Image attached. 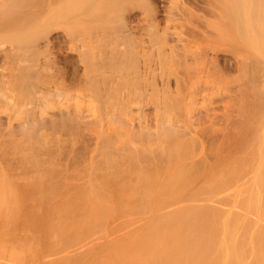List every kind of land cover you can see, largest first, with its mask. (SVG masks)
Here are the masks:
<instances>
[{"label": "bare ground", "instance_id": "6f19581e", "mask_svg": "<svg viewBox=\"0 0 264 264\" xmlns=\"http://www.w3.org/2000/svg\"><path fill=\"white\" fill-rule=\"evenodd\" d=\"M171 2H172V0H170ZM175 1H178L177 2V4H179V1H180V4H179V8H178V10L181 12V14H186L188 17H187V19L186 20H188V22L190 23V28L192 29V30H194L195 28H196V24H195V20H196V17H195V15H194V13L193 12H191V10L188 8V7H184L183 5H185V3L186 2H188V1H191V4H192V2L193 3H195L197 6L198 5H200V7L202 8V9H206L208 6H211L212 7V9H210L211 7H209V12L210 13H212V15H214V17H215V20H214V18L213 17H211V19L209 20V22L210 23H205V26H206V24H207V26H206V28L208 27V26H213V27H211L213 30H215V33H213V30L209 27V29L212 31V33L213 34H211V35H215L214 37H215V40H216V43H218V44H221V45H224L225 47H228V49H230L234 54H239L238 56L239 57H241L242 55H243V59H244V63L242 62L241 64L242 65H245V66H242V68L243 67H245V68H249L250 69V71L249 70H246L245 69V71H247V72H245L246 74L245 75H247V73H248V75H247V77H245L244 76V74H243V79H245V81H243V79H240L241 78V76H240V78H236V79H232V80H221V81H219V84L220 85H216V88H214V87H208V86H205L204 88H202V91L201 92H203L202 93V96H203V98H209V100H207V104H204V105H202V107L204 108H200L199 110H202V112L201 113H197V112H194V113H197V114H193V113H191V114H193L192 116H191V118H189V120H191V122L193 123H191V122H189V120H187L191 125V127H192V132L193 131H195V127H196V125L197 126H200L201 124H203V122H205L204 123V125H201V127L203 126V128H204V126L206 125V127L207 126H211L210 128H211V130L212 129H214L215 130V128H212V126L214 127L215 125L217 126L219 123H217V121L219 120V116L221 117V115H223L224 113L225 114H228L229 113V108L231 109V108H233L234 106L236 107V103H234V102H231V103H229V101H227V102H225L226 101V99L227 98H237L238 97V101H240V98H241V95H244L245 94V92H246V90H248V87L249 86H251L252 88H254V91H252L251 93L252 94H250V95H246V98H245V100L244 101H247V99H248V102H246V103H249V104H253V106L251 107V108H249V107H247V110H248V108H249V110L246 112V114H244V121H243V124H240V125H242V129L243 130H240V131H245V134L247 135H244L243 137H247L246 139H243V141H242V139H241V141H242V143H243V145H244V148H245V150H247V151H244L243 149H242V146L241 147H239L240 145L239 144H237L238 143V140H233L235 137V134L238 132V130L236 131V133L234 134V133H232V135L234 134V136H231L232 137V139H231V141L229 142V144L227 143L226 145H224L225 147H227V145H231V144H233L234 145V142H236L237 141V147H239V150L240 149H242V150H240V157L238 156V152H237V158H235L234 160H232V159H230V161L229 162H231L232 161V163L231 164H229V162H228V164L230 165H223L225 168H223L222 167V163L224 164V162L226 163L227 161H226V159L224 158V156H226V155H228V149L227 148H222V147H218V145H217V147L215 148L214 147V144H213V150L215 149V152L217 151L216 149H219V148H222L221 150H222V153H224L225 151V149H226V155H224L223 157H220L219 158V155H220V152L218 151V154H217V156L218 157H216V158H219V163H217V164H219L218 165V167H217V165H215V164H212V165H214V166H216L218 169H219V166L221 165V167H220V169L222 168L223 169V171H220V170H217L218 171V173H217V171H216V174L213 172L215 169V167H213L212 165H209V157L207 158L208 159V161H206L207 159H205L204 161H206V163H208V164H206L207 165V170L206 171H209V169H211L210 171H211V174H212V172H213V174H214V176H212V175H210V177H212L213 179L212 180H210L211 178L209 177V176H205V177H209V178H207V182H206V184H208L209 185V181H212L213 183L211 184V182H210V184L211 185H209L208 187H206L204 190H205V192L207 191V193H205L206 194V196H208L207 194L208 193H210L211 195H218V194H221V193H223V192H226V191H228V190H231L232 189V187H234L235 185H237L238 184V186H239V182L241 181V180H244V178H247L251 183H250V186L248 187L247 186V182H246V184H245V182L243 183V184H245V185H243V186H245V188H243V189H248L249 188V198L247 197V201H246V203L245 204H241L242 203V201L241 200H243V199H240L239 201H241V205L244 207V208H249L250 209V211L249 212H251V209L252 210H255V212H257L256 214L258 215V213L260 214V216H262V217H264V194H262L261 195V191L262 190H264V0H174L173 1V3H171V4H174V5H171V7H170V9L168 10L169 11V13H174L173 11L175 10V5H177V4H175L176 2ZM195 4H193V5H195ZM202 4H204V5H206V7L204 8V6L202 5ZM196 5H195V8H196ZM175 6V7H174ZM200 8V9H201ZM139 12L140 11V14H142V18L147 22V27H148V30H147V34H148V36L145 38L142 34H140V35H138V36H136V35H134L133 33H128L129 31H131V29L133 28V22L136 20V18H135V16H134V13L135 12ZM176 11H177V8H176ZM203 11H205V10H203ZM207 11H208V9H207ZM206 13V12H205ZM208 13V12H207ZM210 13H208V14H210ZM207 14V15H208ZM158 15H159V10H158V5H157V3L155 2V0H0V47H2L3 48V46H4V44H7L8 43V45H12L11 47H14V49H16L15 50V56H14V58L12 59V65L14 64L15 66V68L18 70V71H20V77L17 79V81L13 84V86H11V85H9V83H1L2 85H3V92H2V95H1V97L2 96H4V98H21L22 100H23V105L21 106L22 107V112H20L21 113V115H29V113H30V117H31V114H33L32 115V118H31V120H29V121H27V123H28V125H30L31 126V128H36V127H38V126H41V125H43V122L46 120L45 118H44V116H47L46 118L48 119V121H49V119H50V117L48 118V116L50 115V112H49V109L51 108V110L50 111H52V113L54 112V110H55V108L54 107H61V106H59L58 105V103L60 104V102L62 101V99L61 98H67V100H69V98H75V97H86V98H108V101L109 100H111L112 98H124L123 99V102H121V100L120 99H113V100H111V101H119L120 100V102L122 103V104H120L121 106L119 107L120 108V110H117V109H119V108H116L115 106V109L114 110H111L110 109V102L111 101H109V106H105L106 104H108V102L105 104V105H102L103 107H106V109L107 110H105L104 111V109L102 110V112H104L103 114L107 117H104V116H102V117H104V118H106V119H104V120H101L100 121V119H102V118H99L98 120H97V118H98V116H96V114L95 113H97L96 111L95 112H92L93 113V115H95V117L93 116L92 117V115H90L89 114V117H87V119H86V121H88V120H90L91 121V123H89V124H87V125H91L92 126V122H94L95 123V121H94V118L96 119V121H100L101 123H102V121L104 122L105 120H106V122H105V125H107L106 123H107V121H111L112 122V124L110 125V127L109 128H111L112 127V125H113V123L115 122L116 124H114V125H116V127H113V128H117V126H119V124L121 125L120 127H121V129H120V127H118L121 131H119L120 132V134H121V132H122V134L124 133V135L123 136H125V133L128 135H130V139L132 140V141H129V143H130V147H128L129 149H131V150H129V152H125V154L123 153V151H122V153L124 154V155H126V153H128V155H130V154H133L134 155V153H132L131 151H133L134 150V148H131V145H133L134 144V146H136L139 142V145L143 148V146H144V144H146L145 145V147H147V145H149V144H147V142L146 141H148V143H149V135H150V133H149V131L150 130H152V129H154L155 128V124L153 125L154 126V128H152L151 129V126H150V130H148L149 128V126L146 128L148 131L147 132H144L143 133V131H142V128H140V131H142V132H140V133H137L138 135L137 136H139V134H140V136L138 137V139H137V137H136V135L134 136V134H136V132H139V128H137L136 130H138V131H134V133H133V130L137 127V126H140V124H139V122L140 121H137L138 119H136V120H134V117H132V116H135L134 114L132 115L131 113H133V112H137V111H139V109L137 110V109H135L136 107L134 106V104H135V102L139 105L140 104V102L142 101V100H140V102H139V98H144V96H143V92H144V89L143 88H145V87H147L148 89H149V86L151 87V85H154V83L155 82H157L159 79H156V78H159L160 77V79H161V83H162V90H164V97H165V94H169V98H173L172 96L173 95H175L174 93L176 92V95H178L179 96V94H181V92H180V88H179V86H177L178 88V90H179V92L177 91V89L176 88H174L173 89V87H172V89L173 90H171V88H170V85H171V83H169V81H170V76L171 75H173V73H175L174 75H176V72H175V70H177V68L178 67H176L175 65H176V63L177 62H179L178 60L179 59H177V62H176V60L174 59V56H175V54H178L177 53V51H178V45L175 43L176 42V40L178 41H182L183 40V37H181V35H180V33L176 30V31H174V32H169L168 30H169V26L166 24L165 26H161L160 27V21H158L157 20V18H158ZM192 15H193V17H192ZM211 15V14H210ZM134 16V17H133ZM199 18H201V17H199ZM199 18H197V19H199ZM207 18V17H206ZM206 18H203V19H205L206 20ZM209 19V18H208ZM208 19H207V22H208ZM211 20H213L212 22V24H211ZM206 22V21H205ZM140 27H142L141 25H140ZM176 29V28H175ZM208 29V28H207ZM53 31H55L54 33L55 34H57L58 36L57 37H54L53 38V40L55 39V38H59V37H63L64 38V40H63V43L65 44V45H67L69 48H68V50L69 49H71V51H70V53L72 52V50L75 52V51H77V60H78V62L80 63L79 65L81 66V68L83 69H81L82 70V78H81V82H83V84L80 86V84H79V87H81V88H78V87H76L75 89H73L72 87H69V86H67V85H65V84H63V79H59L60 78V76H58L57 74H61V73H59V71L57 70V69H59V68H57L56 70H57V74H56V72H54V70H55V67L54 66H56V61L54 62L55 63V65L54 64H52L51 62H48L49 60L48 59H50L51 60V57L50 58H46V57H48V55H46V56H44V54L40 51V45H41V43L42 42H48V45H49V42L50 41H52L51 40V38L53 37V36H55V35H53L52 36V32ZM206 32H208V33H210L209 32V30L208 31H206ZM60 34V35H59ZM172 34H176L177 35V37L175 36V37H170V35H172ZM210 35V34H209ZM210 35V36H211ZM212 37V36H211ZM213 37V38H214ZM169 40H173L174 41V43H172L171 44V42L169 41ZM52 42H54V41H52ZM56 42V41H55ZM47 44V43H46ZM55 44V43H54ZM145 44H148V48H149V52H150V54H149V56H148V58H145ZM47 45V46H48ZM46 46V51H48L47 50V47ZM53 46V45H52ZM52 46H51V48L50 49H52ZM50 47V46H49ZM183 47H185V46H182V49H183ZM1 49V48H0ZM13 49V48H12ZM41 49H42V47H41ZM44 49V48H43ZM49 49V50H50ZM181 49V50H182ZM185 49V48H184ZM180 50V49H179ZM198 49H196V51L195 52H193V53H191V54H189V49L187 50V49H185V51H183V54L181 55V53H179L181 56H183V58H181L180 56H178L177 57V55H176V57L177 58H179L180 57V59H182L183 61H186L187 62V60H186V58H188V57H190V59L193 61V63H198L197 61H198V59H200L201 57H202V54H200V53H198V51H197ZM52 51V50H51ZM51 51L49 52V53H51ZM43 52H45L44 50H43ZM73 52V53H74ZM48 53V54H49ZM69 53V54H70ZM45 54H47V52L45 53ZM72 54V53H71ZM178 54V55H179ZM242 54V55H241ZM54 55V54H53ZM42 56V57H41ZM42 59H41V58ZM57 58V57H56ZM242 58V57H241ZM55 59V58H54ZM47 60V61H46ZM53 60V59H52ZM197 60V61H196ZM19 62L20 63V66L17 68L16 67V64H15V62ZM241 61H243L242 59H241ZM181 62V61H180ZM18 63V64H19ZM52 65H54V66H52ZM67 63V62H66ZM179 64H181V63H179ZM185 64H187V63H185ZM238 64V63H237ZM240 64V65H241ZM178 65V64H177ZM175 66V67H174ZM14 68V69H15ZM54 68V69H53ZM166 68V69H165ZM176 68V69H175ZM159 69H160V71H159ZM165 69V70H164ZM172 69L174 70V72L172 71ZM239 69H241V68H239ZM17 70H15V71H10V76H12V72L15 74L16 73V71ZM59 70H61V69H59ZM163 70V71H162ZM241 71H243V73H244V69L243 70H241ZM17 74V73H16ZM64 74V73H63ZM173 75V76H174ZM178 76V75H177ZM61 77H63V75L61 76ZM175 77V76H174ZM179 78H180V76H178ZM175 78L174 80H175V82L174 83H176V85H179L178 84V82H180V80H179V78ZM65 78V77H64ZM172 78V77H171ZM155 80H157V81H155ZM240 80H242V82H239ZM64 82H65V80H64ZM222 83V84H221ZM158 84V83H157ZM170 84V85H169ZM246 84H248V85H246ZM222 85V86H221ZM75 86V85H74ZM155 86H157L156 84H155ZM172 86V85H171ZM246 86V87H245ZM159 87V86H158ZM161 87V86H160ZM176 87V86H175ZM192 87H193V84H192ZM252 88H250V90H252ZM156 89V88H155ZM157 89H159V88H157ZM208 89H212V91L211 92H209V91H207ZM150 90V89H149ZM149 90H148V92H149ZM206 91V93H204L205 91ZM151 91V90H150ZM157 91H159V90H156V92ZM147 92V93H148ZM151 92H153V94H159V93H156L155 91H151ZM155 92V93H154ZM207 92H209V93H207ZM163 93V92H162ZM149 94V93H148ZM152 94V93H151ZM152 94V95H153ZM161 94V93H160ZM171 94H173L172 96H170ZM175 95V96H176ZM155 96H157V95H154V97H152V98H155ZM160 96V95H159ZM162 96H163V94H162ZM158 97V96H157ZM156 97V98H157ZM163 97V98H164ZM177 97V96H176ZM240 97V98H239ZM252 97V98H251ZM262 97V98H261ZM146 98V97H145ZM145 98H144V101H145ZM151 98V97H150ZM166 98H167V96H166ZM165 98V99H166ZM175 98V97H174ZM178 98V97H177ZM180 98V97H179ZM210 98H214L213 100H211ZM249 98H251V99H249ZM256 99L255 101H258V99L259 98H261V100L263 99V101H261L262 102V105L259 107V105L258 106H254V104L255 103H257V102H255V103H253L254 101L252 100V99ZM258 98V99H257ZM138 99V100H137ZM103 100L104 99H102L100 102H101V104L103 103ZM125 100V101H124ZM164 100V99H163ZM163 100H162V102H163ZM228 100V99H227ZM230 100V99H229ZM236 100V99H235ZM242 100H243V98H242ZM249 100L250 101H253V102H249ZM138 101V102H137ZM210 101V102H209ZM231 101H233V100H231ZM260 101V100H259ZM106 102V101H105ZM104 102V103H105ZM167 102H171V100L170 101H166V102H163V103H167ZM174 103L176 102V101H173ZM224 102H225V104H224ZM241 102V101H240ZM103 103V104H104ZM119 104V102H116V104ZM142 103H143V101H142ZM146 103V102H145ZM210 103V104H209ZM232 104V103H234V104H232V105H229V104ZM241 103H243L244 104V102H241ZM259 104H260V102H258ZM67 104H68V102H67ZM100 104V103H99ZM100 104V105H101ZM115 104V105H116ZM118 104L116 105V106H118ZM148 104V103H147ZM169 104V103H168ZM178 103L176 102V104H173V106H172V104H171V106L172 107H174V105H175V107H176V105H177ZM209 104V105H208ZM236 104V105H235ZM112 105V104H111ZM113 105H114V103H113ZM112 105V106H113ZM245 105V104H244ZM248 105V104H247ZM257 105V104H256ZM67 106H69V104L67 105ZM101 106V107H102ZM140 106V105H139ZM137 107V108H140V107ZM142 106V105H141ZM148 105H146L145 107H147ZM166 106H168V105H165V107ZM135 107V108H134ZM164 107V106H163ZM227 107V109H228V113L227 112H225L224 111V108H226ZM242 107H244L243 109H244V111H246V109H245V106H243L242 105ZM253 107H255L257 110L256 111H254L253 110ZM257 107H259V108H257ZM263 107V108H262ZM52 108H54V109H52ZM69 108V107H68ZM100 109V108H99ZM143 109V108H142ZM165 109V112L167 111V109L166 108H164ZM169 110L168 111H170L172 108H170V105H169V108H168ZM226 109V110H227ZM234 109V108H233ZM241 109V107L239 108V110ZM250 109L251 110H253L252 112L250 111ZM20 110V109H19ZM36 110H38V111H36ZM101 110V109H100ZM141 110V109H140ZM147 110H148V108H147ZM219 110H223L221 113H223V114H219ZM239 110L238 111H236V108H235V110H234V112H237V113H232L234 116H236V117H238L240 114L238 113L239 112ZM23 111H25V112H23ZM36 111V112H35ZM61 111H64V110H61ZM59 112L58 114V116L57 117H61V114H63V112ZM67 112H65V115L67 116V115H69V110L67 109L66 110ZM71 111V110H70ZM149 111V110H148ZM167 111V112H168ZM172 111V110H171ZM170 111V112H171ZM242 111V110H241ZM243 111V112H244ZM18 112V111H17ZM99 112H101V111H99ZM102 112L101 113H98V115L100 116V114H102ZM166 112V113H167ZM170 112H168V113H170ZM198 112H200V111H198ZM231 112H233V110L231 111ZM242 112V113H243ZM20 113H18V114H20ZM23 113V114H22ZM25 113V114H24ZM68 113V114H67ZM79 113V112H78ZM89 113V112H88ZM148 113V112H147ZM167 113V114H168ZM172 113V112H171ZM245 113V112H244ZM35 114V115H34ZM46 114H48V115H46ZM54 114V113H53ZM75 114H76V112H75ZM157 114V113H156ZM166 114V115H167ZM173 114V113H172ZM190 114V115H191ZM219 114V115H218ZM224 114V115H225ZM239 114V115H238ZM21 115H19V116H21ZM55 115V114H54ZM80 115V114H79ZM132 115V116H131ZM140 115V114H139ZM151 115V114H150ZM158 115V114H157ZM197 115V116H196ZM222 116V118L223 119H225V116ZM14 116H16V115H13V117L12 116H10V117H12L10 120L9 119H7V121L9 120V122H12V119L13 118H17V117H19L18 115H17V117H14ZM53 116V115H52ZM51 116V126L52 125H54V123L55 122H53L52 121V118H54V116L52 117ZM63 116V115H62ZM88 116V115H87ZM149 116V115H148ZM153 116V115H152ZM151 116V117H152ZM171 116V115H170ZM169 116V117H170ZM228 116H229V114H228ZM7 117H9V116H7ZM9 117V118H10ZM24 117H27V116H24ZM23 116H22V121H23V124H24V122H25V124H27L26 123V121H24L23 120V118H24ZM29 117V118H30ZM56 117V116H55ZM57 117L56 118H54V120L56 119L57 120ZM59 117V118H60ZM67 117H69V116H67ZM76 117H77V114H76ZM97 117V118H96ZM139 116H137V118H138ZM165 117V116H164ZM169 117H168V124L171 126L172 124H171V121L169 120ZM175 117L176 116H172V118H173V120L175 119ZM190 117V116H189ZM231 117V116H230ZM230 117H227V120L225 121V122H229L230 121V123H226V124H224L225 125V127L227 126V127H231V128H228V131H225L224 129H225V127L223 126V124H222V128H221V126H220V129H223V130H220L219 131V134H221L220 136L222 137V140H218V141H216L215 139H217V135H219V134H217V135H213L214 133H211V134H209V135H212V136H216V138L214 139L213 138V140H215V143L217 144V143H220L221 141H223V138L227 135V132L229 133V138H230V134H231V132H234L235 131V128H236V126H235V124L233 125L232 124V122H235V121H233V118H230ZM239 117H241L242 118V116H239ZM58 118V119H59ZM71 118V117H70ZM70 118H69V120H70ZM79 118H80V116H79ZM89 118V119H88ZM150 118V117H149ZM152 118H154V117H152ZM152 118H150V120L152 119ZM171 118V117H170ZM222 118H220L221 120H222ZM17 119H19L20 120V118H17ZM67 119V118H66ZM66 119L64 118V120L66 121ZM156 119V118H155ZM178 119H180V118H178ZM186 119H188V116H187V118ZM216 119H218V120H216ZM229 119V120H228ZM1 120V119H0ZM15 120V119H14ZM13 120V121H14ZM26 120V119H25ZM55 120V121H56ZM68 120V119H67ZM68 120V121H69ZM72 120L73 119H71V121L70 122H72ZM83 120V119H82ZM167 119H165V121H166ZM7 121H6V123H7ZM17 121V120H16ZM76 121V120H75ZM75 121H74V123H75ZM90 121H88V122H90ZM135 121H137V123H138V125L135 127ZM159 121V120H158ZM175 121V123H176V121H178V120H174ZM179 121H181V120H179ZM220 121V120H219ZM46 123H45V125H47V121H45ZM50 122V121H49ZM60 122V124H61V122H62V120L61 121H59ZM108 122V123H109ZM144 122V121H143ZM148 122V121H147ZM161 122V121H160ZM163 122V121H162ZM167 122V121H166ZM166 122H164V123H161V124H163V126L165 125V128H167V123ZM182 122H183V120L181 121V123H177L178 125H180V124H182ZM62 123H64V122H62ZM68 123V125L69 124H71V123H69V122H67ZM82 123V122H81ZM97 123H99V122H97ZM101 123H99V125L98 124H96V126H101ZM119 123V124H118ZM145 123V122H144ZM143 123V124H144ZM174 123V122H173ZM206 123H209L208 125L206 124ZM220 123H221V121H220ZM222 123H224V121L222 122ZM77 124V123H76ZM79 124V123H78ZM85 124V125H86ZM104 124V123H103ZM102 124V125H103ZM118 124V125H117ZM159 124V123H158ZM158 124H156V125H158ZM198 124H200V125H198ZM237 124H239V123H237ZM10 125V124H9ZM57 125H58V121H57ZM56 125V126H57ZM66 125V126H65ZM65 125L64 124H62V126H65V129L64 130H70V129H68V127H70V125L68 126L67 124H66V122H65ZM72 125H73V122H72ZM71 125V126H72ZM113 125V126H114ZM168 125V126H169ZM173 125H175V124H173ZM173 125L171 126V128H168L169 130H173L172 129V127H173ZM192 125H195L194 126V128H193V126ZM220 125V124H219ZM232 125H233V127H235L233 130L234 131H230L233 127H232ZM1 127H2V125H0ZM44 126V125H43ZM43 126H42V128H43ZM55 126V125H54ZM55 126V127H56ZM84 126V125H83ZM93 126H94V124H93ZM104 126V125H103ZM107 126H104L105 128H107ZM159 126H160V124H159ZM182 125H180V127H181ZM0 127V128H1ZM26 127V126H25ZM67 127V128H66ZM76 127V126H75ZM74 126H73V129L75 130V129H77V128H75ZM80 127V126H79ZM85 127V126H84ZM88 127V126H87ZM90 127V126H89ZM104 127H101V129L102 128H104ZM135 127V128H134ZM140 127H142V126H140ZM145 127V126H144ZM156 127H158V126H156ZM175 127V126H174ZM177 127V126H176ZM176 127H175V129L174 130H176V132H177V130L178 129H180V128H177L176 129ZM187 127V125L186 124H183V128L181 129V131H183V129L185 128V129H187V130H184L185 131V133H186V131H190V130H188V127ZM190 127V128H191ZM200 127V128H201ZM205 127V128H206ZM209 127H207V128H209ZM227 127H226V130H227ZM45 128V127H44ZM86 128V127H85ZM94 128V127H93ZM104 128V129H105ZM110 129L111 131H113L114 133H117V132H115L114 131V129ZM118 128L116 129V130H118ZM161 128H164V127H162V125H161ZM160 128V129H161ZM197 128V127H196ZM199 127H198V129H197V131L198 132H200L199 131V129H200ZM205 128L204 129H201V131L203 130V133H204V130H205ZM210 128H209V131H211L210 130ZM217 128H219V127H217ZM216 128V129H217ZM2 129H3V127H2ZM72 129V130H73ZM90 129H92V128H90ZM104 129H102V130H104ZM158 129V131H157V134H156V128L154 129V135H152V136H154L155 138H156V136H155V134L156 135H158L159 137H161V140H159V141H161V143H159V145H161V144H163L164 143V145H161L162 147H164L165 145H167V143H170L169 144V146L167 145V149H166V151H168V152H170V155H168L167 153V156L169 157V160H168V157H167V160H166V157L162 154V156H164V158H165V162H164V160H163V157L161 156V154L159 155V154H157L156 152H154L156 155H154L153 153L151 154V152L152 151H154V150H152L151 151V148H150V146L153 148L155 145H154V143H156V141H158V139H160V138H158V136H157V138L155 139V138H153V139H155L156 141H154L153 139H151V140H153V143L151 142V145L145 150L144 148L143 149H141V147L139 148V146H138V148H137V146H136V148L138 149V150H135V151H139V153L138 154H140V153H142L141 155H139V159L137 158V154L136 155H134L133 157L131 156V157H129L128 155H126L125 157H124V155L123 156H121V159L123 158L124 160H127L126 158H132L133 160H135L134 158L136 157V159H138L139 161H138V163L139 164H141L140 166V168H142L143 167V165H144V167H146L147 165H149L150 163L151 164H157L156 163V160H158V159H160V160H158L160 163H158V164H160V166L161 167H159V169H154V168H158L157 167V165H156V167L153 165V166H151V164L148 166V167H150V171H151V169L153 168V170H155L154 172L152 171V173H151V175L147 172V174H149V176H146V177H148V178H145V179H143V180H146V182L144 183V189L143 190H145V191H147L148 193L151 191V193L148 195V193H146V194H144V191L141 193V189L139 190H137V187L138 186H136L135 187V183H139V184H137V185H139L140 186V183L142 182V179H141V177L139 178V176L140 175H143V174H141V173H144V171H143V169H141V171H140V168L139 169H137L139 166V164L137 163V161H136V164H138V165H136V167L134 166V169L136 168L139 172H137L136 171V169L135 170H132V168H133V166H131V167H129V165H130V163H129V165H128V167L129 168H131V170H132V173L131 174H133V177H134V175H136L135 177H134V181L132 182L131 180V183H134L135 185H134V188H133V190H135V188H136V190L135 191H139V193L138 194H140V195H137L136 194V192H134V194H136V196L133 194V192H132V186L131 187H129V185L126 187V185H124L123 183H125L127 180H126V178H128V174L129 173H127V171L129 170V168H127V170H125V168H126V166L123 164V162H125V161H123L122 162V164H123V168H121V167H119V165H122L119 161V159L117 158V156H119L118 154H120V152H121V149H123L124 148V143L122 144V139H124L125 140V143H126V141H128L129 139H127V138H129V136L127 137H125V138H123L121 135V138H119L118 136L119 135H117V137H116V134H115V136H114V138L116 137V138H119L120 140V142L118 143V144H122L123 145V148H120V150L118 151V149L119 148H114V147H112V142H110V138L112 137L111 135V137L108 135V137H107V134L105 135V139H106V137H107V141H108V138H109V142L111 143L110 145L111 146H109V143H108V148H106V149H109L110 147H112V148H110L109 150H111L112 151V149L113 150H117L119 153L117 154V156H116V152L117 151H113V153L115 154V156H114V154L112 153V156H111V153L109 154L113 159V162H112V160H111V162H109L108 163V161H107V163L108 164H112V163H115L116 165H118V163H116V162H114L116 159H115V157L117 158V161L120 163L119 165H118V171H119V169L121 168V170H125L124 172L127 174V175H124L125 176V181H123V179H121V178H124V177H122V175H120L121 176V185H118V181H116V182H118V183H114L113 182V180L112 179H116V178H112V177H114V175L113 176H110V177H108L109 175H111V174H108V176H103V177H101V178H98V180H96V177H97V174L99 173H102V172H100V170L98 171V170H96L97 169V166H98V164L96 165V169L94 168V170H96V171H98V172H96V171H93V169L91 168V171L93 172V173H95V175H92L91 174V171H90V173H89V175L91 174L92 176H96L95 177V180L96 181H98V182H95V181H90V179L88 180V176L89 175H87L88 174V172H86L85 171V175L87 176L86 178L84 177L85 175L83 174V172H82V174H83V176H82V174H81V179L84 177V186H85V183L86 184H88V183H90L91 182V184H89V186H88V188L86 189V190H83L82 191V189L84 188L83 186V188L82 187H80V185L82 184L79 180L80 179H78L79 178V176H80V174H79V176H78V174H75L74 176H75V178L72 180V178H70V179H68V181H69V183L71 184H73V185H75L74 183L78 180L81 184H79V183H77V184H79V189H78V192L79 193H81V195H78L79 193H77L76 195H78L77 196V199H74L73 198V192H74V190H76L77 191V186L78 185H76V186H74L75 187V189L72 187V186H70V184H69V190H70V187L71 188H73V189H71V190H73V191H71L72 192V196H69L68 194H66L68 197H69V201L70 202H68V200L66 199V198H64V196L62 197V199H59V201L61 202V200H67V203L66 204H64V202L62 201L61 203H63V205H62V207L63 206H65V207H63L62 209H61V207H57L56 208V210H58L57 211V213L60 211V210H62L63 211V213H67V212H69V216H65L66 217V219L65 218H63V213H62V211H61V215H59V214H54V212H56L54 209H55V199H51V201H53L54 200V203L53 202H51V203H53L54 204V207H53V204H49V205H47V207L48 208H45V209H49V207L51 208V205H52V207L54 208V209H51V210H53L52 212V215L54 214V215H57V217H61V221H63V220H66V222H64L63 221V223H65L64 225H62L61 227H60V225H61V221L59 220V219H57L56 217V219L55 218H53V219H55V220H53L55 223L57 222V220L59 221V222H57L56 223V225L58 224L59 226H58V229H59V227H60V229L58 230V231H60V232H64V231H61L62 229L64 230L65 228L64 227H66V231L62 234V233H59L57 236H55V238H57L56 240H57V243H56V240L55 239H52V240H50V241H53V240H55V243H53V242H50V243H53L54 245L56 244L57 245V247L59 246V249L60 248H63L64 246H67L68 244H70V243H72L73 241H75V240H77L76 242L78 243L79 242V240H81L82 238L84 239V236H85V234L87 235V234H90L91 236H93L92 234L93 233H91L93 230H94V233H95V231L97 230V228H98V230H99V228H101V225H102V223H103V221L105 222V219H107L106 217L109 215L110 216V213L112 212V210H113V208H115V210H114V212L115 213H117V212H119V214L120 213H124V210L122 209V207H124V205H125V203H126V205H127V203L129 204V206L131 205L130 203L131 202H133V200L132 199H130V200H132L131 202H127V200L129 201V199H125V198H128V197H122V199H121V194L119 193V192H124L125 193V191L127 190V196H128V189L130 188L131 189V192H132V195L133 196H135V198H133L134 199V201H136L137 200V196H141V195H143L142 197H149L152 193H153V195H151L152 197H153V203H154V201H157V202H159V201H161V205H164L163 204V202H166V199H163L164 197H167V198H172L173 199V201H174V199H176V200H178V199H180L179 197L181 196V200H182V195L185 193V191L186 190H188L187 188L190 186V185H192L193 184V182H197V180H195V179H193V176L194 175H196L197 173H195L196 171H199L200 169H201V166L202 167H205V166H203L202 164H204L205 162L203 161V159L204 158H206L207 156V152H205L204 151V147H206V145H208V143H209V140L210 139H212L211 137L212 136H210V139H209V137H208V139H207V141H208V143L205 145V146H200L201 148H202V151H203V155L202 156H204V157H201V155L199 156V152L200 151H198L197 153L198 154H194V151H195V149H196V147L199 145V144H201L202 145V143H198V145L196 146V147H194V145L192 144L193 142H194V139H197L196 141H195V144L197 143V141H199V142H201L200 141V139H198V138H195L196 136H198L199 137V134L197 133V134H195V132H193V133H189L190 134V136H191V134H195L194 136H192L193 137V141L192 142H190L191 141V139H190V136L188 135V132H187V134H185V133H183V132H180V133H182V134H180V135H182L183 136V134H185L183 137L182 136H180L181 137V140L180 139H177L176 141H175V137H179V134L177 135V134H175L174 136V138H173V140L171 141V142H173V144L171 143V142H167V141H170L167 137H164V136H160V133H158L159 132V128H157ZM41 130V129H40ZM72 130H70V131H72ZM94 130V129H93ZM109 129L106 131V132H104V133H107L108 131H110ZM123 130H124V132H123ZM163 130V129H162ZM165 130V129H164ZM164 130L163 131H161L160 130V132H163L164 134L165 133H167L166 132V130H165V132H164ZM169 130H168V132H169ZM207 130V129H206ZM0 131H1V129H0ZM92 131V130H91ZM91 131H89L90 133H91ZM178 131H180V130H178ZM208 131V130H207ZM207 131H205V132H207ZM218 130H216V133H218L217 132ZM221 131H223L222 133H220ZM230 131V132H229ZM3 132V131H2ZM150 132H152V131H150ZM212 132V131H211ZM1 133V132H0ZM101 133H102V131H101ZM109 133V132H108ZM111 133V132H110ZM133 133V134H132ZM142 133L143 134H145L146 133V135H143V136H147L148 138H146V141H144L145 140V138L143 139V138H140L141 136H142ZM147 133H149V134H147ZM152 133V134H153ZM170 133V132H169ZM173 133H175V132H173ZM173 133H170V135H173ZM201 133L202 132H200V135H201ZM202 133V134H203ZM210 133V132H209ZM215 133V134H216ZM93 134V133H92ZM98 134V133H97ZM96 133H95V135L96 136H98L99 137V135H97ZM112 134V133H111ZM119 134V133H118ZM204 134H206V133H204ZM241 134V133H240ZM244 134V133H243ZM0 135H2V134H0ZM131 135H132V137L134 138H132L131 137ZM169 135V136H170ZM188 137H187V136ZM208 135V134H207ZM207 135H205V139H206V137H207ZM238 135V134H237ZM242 135V134H241ZM95 136V137H96ZM142 136V137H143ZM202 136V135H201ZM219 136V137H220ZM224 136V137H223ZM240 136V135H239ZM238 136V137H239ZM150 137H151V135H150ZM171 137H173V136H171ZM177 137V138H178ZM179 137V138H180ZM184 137H187V138H189L188 140H189V142L188 141H183L182 140V138L184 139ZM191 137V138H192ZM220 137V138H221ZM234 137V138H233ZM242 136H240V138H241ZM242 137V138H243ZM42 138V137H41ZM41 138H39L38 140H40ZM115 138V139H116ZM136 138V139H135ZM140 138V139H139ZM167 138L168 140L167 141H165L164 142V140ZM170 138V137H169ZM219 138V139H220ZM228 137H226V139H227ZM228 138V139H229ZM36 138H34L33 140H35ZM114 139V140H115ZM142 139V140H141ZM149 139V140H148ZM163 139V140H162ZM226 139H224L225 141H226ZM227 139V140H228ZM32 140V142H36V141H33ZM37 140V139H36ZM37 140V143H33L34 145H36V144H39V141ZM104 140V139H103ZM113 140V141H114ZM122 140V141H121ZM135 140H140V141H138V143H132V142H134ZM187 140V139H186ZM202 141H203V139H201ZM213 140H211L210 141V143L211 142H213ZM233 140V141H232ZM106 141V140H105ZM105 141H104V143H103V145H100V146H104L105 145V147H107L106 146V144L107 143H105ZM111 141H112V138H111ZM142 141H144V143H142ZM163 141V142H162ZM205 141V140H204ZM203 141V142H204ZM206 141V142H207ZM224 141V142H225ZM40 142H42V141H40ZM124 142V141H123ZM146 142V143H145ZM224 142H222V144H224ZM232 142V143H231ZM117 143H115V141H114V145L115 144H117ZM142 143V144H141ZM189 143H191L192 145H193V147L195 148V149H193L192 148V145L191 144H189ZM226 143V142H225ZM31 144V143H30ZM33 144H31V145H33ZM118 144L117 145H115V147H118ZM172 144V145H171ZM205 144V143H204ZM211 144V145H212ZM121 145V146H122ZM153 145V146H152ZM156 145H158L157 143H156ZM170 145H171V147H170ZM210 145V146H211ZM239 145V146H238ZM37 146V145H36ZM126 146H128V144H126ZM126 146H125V151H127L126 150ZM134 146H132V147H134ZM161 146H156V147H154V149L156 148V149H158V147H160L161 149H163ZM210 146H209V148H210ZM220 146V145H219ZM232 146V145H231ZM235 146V145H234ZM170 147V150H168V148ZM199 147V146H198ZM199 147V148H200ZM37 148V147H36ZM135 148V149H136ZM159 148V150H161ZM198 148V149H199ZM200 148V149H201ZM212 148V147H211ZM99 149H101L102 150V147H100ZM104 147H103V151H104ZM106 149H105V151H106ZM133 149V150H132ZM155 149V150H156ZM192 149H193V151H192ZM198 149H196V151L198 150ZM199 149V150H200ZM36 151L37 150H39V148H37V149H35ZM34 150V151H35ZM86 150V149H85ZM145 151V153L147 152V151H149V153H147L146 155L147 156H149L150 154L151 155H154L155 157H157V158H152L151 160L149 159V161H151V162H149L147 159L145 160L146 162H144V164L143 163H140L141 162V160H143L144 158H141V156L143 157V155H144V151ZM158 150V151H159ZM211 150V149H210ZM212 150V153L214 152ZM220 150V149H219ZM232 150V152H233V149H231ZM231 150H229V155L231 154V155H233V154H235V152L232 154L230 151ZM40 151V150H39ZM39 151H37V152H39ZM103 151H102V153H101V151L100 152H97V153H101V154H103ZM105 151H104V153H105ZM201 151V152H202ZM224 151V152H223ZM49 152V151H48ZM58 152V151H57ZM89 152V151H88ZM160 152V151H159ZM162 152V151H161ZM164 152H165V148H164ZM189 152H191V155H192V153H193V156H195V155H197L195 158H196V161L198 162L199 160H202L203 161V163H201L200 164V161L197 163L195 160H194V162L192 161V159L190 160V161H188L189 159V157L187 156H185V154H187V153H189ZM209 152V151H208ZM215 152H214V155H216L215 154ZM36 152H34V153H32L31 154V156H32V159H36V158H38L37 156H35V155H39V157H40V154H38V153H36ZM42 153H44V152H42ZM51 153V152H50ZM91 153H93V152H91ZM90 153V154H91ZM109 153V152H108ZM130 153V154H129ZM137 153V152H136ZM34 154V155H33ZM45 154V153H44ZM52 154V153H51ZM54 154V153H53ZM52 154V155H53ZM61 154H62V152H61ZM149 154V155H148ZM209 154H210V152H209ZM208 154V155H209ZM48 155V154H47ZM56 155V154H55ZM59 155V154H58ZM69 155V154H68ZM104 155V154H103ZM150 155V156H151ZM223 155V154H222ZM35 158H34V157ZM105 156V155H104ZM104 156H102V157H104ZM108 156V155H107ZM114 156V157H113ZM149 156V157H150ZM190 156V155H189ZM43 157V156H42ZM42 157L41 158H39V159H41L40 161L41 162H43V160H42ZM100 157V156H99ZM153 157V156H152ZM160 157V158H159ZM161 157H162V159H161ZM182 157L184 158V157H186V161H185V163L187 162V163H189V165L190 166H192L193 165V163H194V165H196V163H197V165H199V166H193L191 169L192 170H188V168H187V165L186 166H184L185 164H183L184 163V159L182 160ZM201 157V159H199V160H197V158H200ZM214 157V156H213ZM232 157V156H231ZM230 157V158H231ZM234 157V156H233ZM232 157V158H233ZM56 158V157H55ZM76 158V157H75ZM89 158V157H88ZM87 158V159H88ZM108 158H110L109 156H108ZM128 158V159H129ZM146 158V157H145ZM151 158V157H150ZM179 158H181V159H179ZM203 158V159H202ZM212 158V157H211ZM215 158V159H216ZM221 158H224V161L220 164V160H221ZM229 157L227 156V159H228ZM44 159V158H43ZM58 159V158H57ZM67 159V158H66ZM70 159V161H71V159L72 158H69ZM100 159V158H99ZM101 159H103V160H105L104 158H101ZM100 159V160H101ZM111 159V158H110ZM127 160V162L128 161H131V162H133V163H135L133 160ZM141 159V160H140ZM156 159V160H155ZM215 159H213V160H215ZM51 160V158H49V161ZM74 160V159H73ZM72 160V161H73ZM83 160V159H82ZM109 160V159H108ZM154 161V163H153V161ZM180 160H182V164H181V162H180ZM213 160H212V162H213ZM217 160V159H216ZM35 161H37V159L35 160ZM40 161L38 160V162H39V164H38V162L36 163V165L34 164V162H33V160L31 161V162H33L32 164H34V166L36 167V169L35 170H41L44 166V169L46 170V172L49 170V168H48V170L46 169L47 168V166L44 164V165H42L43 167L42 168H40V166H38V165H40ZM47 161H48V159H47ZM69 161V162H70ZM71 161V163H70V167L72 168V164H76V162H72ZM76 161H77V159H76ZM85 161H86V159H85ZM88 161V160H87ZM87 161L85 162V163H87ZM90 161H92L94 164H95V162L93 161V160H90ZM106 161V160H105ZM104 161V162H105ZM122 161V160H121ZM161 161H163L164 162V164L163 165H165V166H168V163H169V165L171 164L172 165V171H170V173L169 174H167L168 176H166V175H164L166 172L165 171H167V170H163V169H165V167H163V165L161 164ZM179 161V165H177L176 163ZM201 161V162H202ZM31 162L30 163H28V164H30L31 165V167H32V169H33V165L31 164ZM55 162V161H54ZM65 161H63V163H64ZM67 162V161H66ZM69 162H67L68 164H69ZM101 162V161H100ZM149 164H148V163ZM162 162V163H163ZM168 162V163H167ZM193 162V163H192ZM211 162V161H210ZM211 162V163H212ZM49 163V162H48ZM66 163V164H67ZM80 163H83V162H80ZM85 163H83L82 165H84ZM92 163V164H93ZM102 163V162H101ZM100 163V164H101ZM106 163V164H107ZM147 165H146V164ZM210 163V164H211ZM215 163V162H214ZM38 164V165H37ZM56 164H58V163H56ZM65 164V163H64ZM63 164V165H64ZM67 164V165H68ZM78 164V163H77ZM88 164H89V161H88ZM87 164V166L89 167L90 165H88ZM105 164V163H104ZM103 164V165H104ZM105 164V165H106ZM109 165V166H111V168H112V166L113 165ZM125 164H128V163H125ZM173 164H176V165H174L173 166ZM181 164V165H180ZM227 164V163H226ZM48 165V164H47ZM50 167H53L55 164L52 162H50ZM48 165V166H49ZM52 165V166H51ZM60 165H61V163H60ZM66 165V166H67ZM81 164H79V166H80ZM81 165V166H82ZM102 165V167H104ZM146 165V166H145ZM205 165V164H204ZM57 166V165H56ZM56 166H55V168H56ZM65 166V165H64ZM64 166H63V168H64ZM65 166V167H66ZM85 166V165H84ZM92 166H95V165H92ZM107 166V165H106ZM125 166V167H124ZM190 166H188V167H190ZM208 166H211L210 168L208 167ZM39 167V168H38ZM58 168L60 167V166H57ZM68 167V169L70 168L69 166H67ZM76 166L74 165L73 166V168H75ZM99 168L98 169H100V166H98ZM101 167V168H102ZM116 169H117V166H114ZM148 167H146V168H148ZM152 167V168H151ZM170 168H168L169 170L171 169V166H169ZM175 167V169H173ZM196 167L199 169V170H197L196 169ZM55 168H53V169H55ZM72 168V169H73ZM78 168V167H77ZM75 168L76 169V171L77 170H81V171H83V168H86V167H81V168ZM106 168H109V167H106ZM106 168H102V169H106ZM110 168V169H111ZM160 168H161V170H162V174H160L159 172H161L160 171ZM163 168V169H162ZM167 168V167H166ZM194 168V169H193ZM44 169H42V171L43 172H41L40 171V173H41V175H42V173H44V175H45V170ZM51 169V168H50ZM67 168H65L64 170L66 171V172H63V170H62V168H60V171H62V174L63 173H65V175L66 176H64V178H66L67 179V177H70V175L72 176V174H70L69 176H67V172L68 171H70V170H72V169H69L68 170ZM113 169V168H112ZM204 169V168H203ZM203 169L201 170V171H199L200 173H199V176H200V174L202 173V171H203ZM34 170V169H33ZM52 170V169H51ZM74 170V169H73ZM72 170V171H73ZM86 170H90V168L89 169H86ZM147 169H145V171H146ZM174 170V171H173ZM195 170V171H194ZM213 170V171H212ZM52 171H54V170H52ZM52 171H50L49 170V172L50 173H52ZM105 171H107L108 173H111L110 171L111 170H105ZM130 171V170H129ZM128 171V172H129ZM143 171V172H142ZM205 171V170H204ZM206 171H205V173H206ZM219 171H220V173H219ZM38 172V171H37ZM49 172H48V174H49ZM54 172H56V173H58L59 172V170L57 171H54ZM74 172V171H73ZM113 172H117L116 170L115 171H113ZM136 172L137 173H139L138 174V176H137V174H136ZM164 172V173H163ZM192 172H194V173H192ZM33 173H35L34 171H33ZM32 173V174H33ZM70 173V172H69ZM74 173H77V172H74ZM81 173V172H80ZM121 173V172H120ZM119 172H118V174H120ZM135 173V174H134ZM159 174V176L161 175V177H157L158 176V174ZM168 173V172H167ZM204 173V172H203ZM204 173V174H205ZM207 173H209V172H207ZM207 173L205 174V175H207ZM47 174V173H46ZM47 174V175H48ZM59 174V173H58ZM57 174V176H59V177H56V174L55 175H52L53 177H55V179L53 178V177H50V175L51 174H49L48 176L51 178V179H53L52 181H54V180H57V179H59L60 180V175L62 176V174H61V172H60V174L58 175ZM104 174H106V173H104ZM113 174V173H112ZM117 174V177L119 176ZM131 174H130V176H129V178L128 179H130V177H131ZM146 174V172L144 173V175ZM146 174V175H147ZM204 174H202L203 176H204ZM37 175V174H36ZM39 175V174H38ZM47 175H45L46 176V178H47ZM77 175V176H76ZM91 175L89 176V177H91ZM116 175V174H115ZM162 175H164L165 177L164 178H166L167 177V179H164L163 178V181L161 180L162 179ZM170 175V176H169ZM202 175H201V178L199 179L198 178V174L195 176L196 178H198V182L202 179ZM2 176V177H1ZM0 176V178H2V179H0V182H1V185H0V224L2 223V219L3 220H5V218H6V220L7 219H10V222L11 221H16L17 220V218L19 217V213H20V209L21 208H19V207H22V205H24L23 203H25L24 201H21V204L19 203V205L17 206V204H18V202H20L19 200H20V198H19V196L20 195H23V193L21 194V193H19L20 195L18 196V194H17V191H15L14 189L12 190V186H10V185H8V184H10V182L8 181V182H5V183H7V185H5V183H3L2 181H6L7 180V177L6 178H4L3 177V175H1ZM28 176H30V175H28ZM35 176V175H34ZM119 176V177H120ZM36 177H38V176H36ZM40 177V176H39ZM43 177V176H42ZM48 177V179H50ZM78 177V178H77ZM139 178V179H137V178ZM194 177V178H195ZM204 177V179H206ZM3 178H4V180H3ZM32 178V181L34 180L35 182H36V180H37V178L36 179H33V178H35V177H31ZM31 178H27V180L29 179H31ZM57 178V179H56ZM64 178H61V180L60 181H64L65 183H61V185L62 186H60L61 188H60V190L61 189H63V192L66 190V188L68 187V186H66L65 184H66V181L67 180H65ZM137 179V182H135V180ZM85 179L87 180V182L88 181H90V182H86L85 181ZM94 178H92L91 180H93ZM117 179H119V178H117ZM116 179V180H117ZM141 179V180H140ZM161 180L162 182H160V181H158V180ZM2 180V181H1ZM13 181L14 180V178L12 179H10V181ZM22 180V179H21ZM21 180H18V181H21ZM26 180V181H27ZM59 180H58V182H53V184L54 183H56V185H58L57 186V188H59ZM138 180L139 181H141V182H138ZM193 180H195V181H193ZM247 180V181H248ZM17 181V180H16ZM16 181L14 180V183H12V185L14 186V185H16L15 183H16ZM31 181V180H30ZM30 181L28 182V184L26 183V185H29L30 186V184L32 183V181H31V183H30ZM34 181H33V183H32V185L33 184H36V183H34ZM38 181H39V179H38ZM37 181V182H38ZM67 181V182H68ZM77 181V182H78ZM120 181V180H119ZM129 181V182H130ZM193 181V182H192ZM248 181V182H249ZM74 182V183H73ZM144 182V181H143ZM204 182V181H203ZM202 182V183H203ZM3 183V184H2ZM19 183V182H18ZM22 183H23V181H22ZM30 183V184H29ZM44 183L46 184H48L49 182H47V181H42L40 184H37L36 186L34 185V187H32V185H31V187L32 188H34V191H35V193L36 192H38V194L37 195H39V193L41 194V195H39V197H42V199H43V196H44V198L45 197H47V196H49V194H51L50 196L53 198V196H55L56 194V191H58L57 193L59 194L60 192H62V191H60V190H58L55 186H54V189L53 188H51L50 187V185L49 186H45L44 185ZM201 183V182H200ZM198 184L197 185V183H196V185L197 186H201L202 187V185L201 184ZM205 183V182H204ZM204 183H203V185H204ZM20 184V183H19ZM19 184H17V186L19 185ZM24 184V183H23ZM22 184V186L24 187L25 185H23ZM46 184V185H47ZM50 184H52L51 182H50ZM52 184V185H53ZM156 184L158 185H160V187L158 188L157 186H156ZM241 184V183H240ZM55 185V184H54ZM63 185L64 186H66V187H63ZM28 186V187H29ZM86 186V187H87ZM155 186H156V188H155ZM241 186V185H240ZM246 186H247V188H246ZM12 187V188H11ZM27 187V186H26ZM27 187V188H28ZM63 187V188H62ZM77 187V188H76ZM154 187V188H153ZM190 187H192V186H190ZM189 187V188H190ZM200 187V188H201ZM204 187V186H203ZM237 187V186H236ZM242 187V186H241ZM15 188V187H14ZM20 188H22L21 186L20 187H18L17 189H18V192H19V189ZM25 188V187H24ZM24 188L22 189V190H24ZM64 188H65V190H64ZM80 188H81V191H80ZM140 188V187H139ZM235 188V187H234ZM56 189V190H55ZM68 189L66 190V191H68ZM129 189V190H130ZM151 189H155L154 191H152ZM192 189V188H191ZM191 189H189V191L191 190ZM195 189H197V188H195ZM238 189V188H237ZM25 190H26V188H25ZM31 190V189H30ZM29 190V191H30ZM51 190L53 191V193H54V195H53V193L51 192ZM193 190V189H192ZM192 190H191V193L192 194H194V193H198V191L199 190H196V192L193 190V192H192ZM28 190H27V192H29ZM31 191H33V190H31ZM30 191V192H31ZM240 191L242 192V189H240ZM22 192H24V191H22ZM51 192V193H50ZM71 192H66V193H71ZM117 192H118V194L120 195V196H118V194H117ZM203 191H201L200 193H202ZM237 192V191H236ZM240 192V193H241ZM245 193H247L246 191H244ZM243 192V194H241V196L243 195V197H245L244 196V193ZM49 193V194H48ZM123 193V194H124ZM186 193H188V192H186ZM196 193V194H197ZM232 193V192H231ZM264 193V192H263ZM24 194H25V192H24ZM31 195H34V194H32V193H30ZM46 194H48V195H46ZM57 194V195H58ZM61 194V193H60ZM59 194V195H60ZM64 194H65V192H64ZM82 194H84V195H82ZM85 194L87 195V197L89 196V197H92V199L94 198V200H91V203H90V199L88 200L89 202V204H87V198H86V196H85ZM108 194H110L111 196H113L114 194H117L116 196H118V198L120 197V199L122 200V201H120V207H121V203L124 201V199L126 200V201H124L123 203V205H122V207L121 208H119V205H118V203H119V201H118V203H115V201H117V199L115 200V197L116 196H113V197H111L110 199H112V200H114V201H112V202H114L116 205H117V208L118 209H122V210H119V211H117V208L114 206L113 208H112V210H110L109 211V209H111V208H109L110 206H108L109 204H107L106 202H108L107 200H106V197H107V199H108ZM190 193H188V195H189ZM192 194H191V197H194V195L192 196ZM203 194V193H202ZM197 195L198 197H200V196H203L204 195V197H205V194H203V195ZM235 194L236 193H234L233 195L235 196ZM238 194H239V191H238ZM238 194L236 195L237 197H238ZM27 195V194H26ZM28 195H29V193H28ZM28 196V197H30V202H28L29 200H26V202H28L27 204L29 205L30 203H31V205H33V206H35V203H32L31 201H35L36 200V198H37V201H39V199H38V196L36 197L35 196V198L33 199V197L32 196ZM36 195V194H35ZM53 195V196H52ZM62 195H63V193H62ZM75 195V196H76ZM126 195V194H125ZM131 195V196H132ZM187 195V196H188ZM230 195V194H229ZM248 195V194H247ZM74 196V197H75ZM83 197V199L84 198H86V199H84V201H86L85 202V207H86V204L89 206V207H87L88 208V210L86 211V210H84V212H82V213H84V215H82V214H80L81 213V211L79 212V210H80V202L82 203L81 204V206L83 205V199H82V197ZM85 196V197H84ZM129 196H130V194H129ZM130 196V197H131ZM184 196H185V194H184ZM197 196L195 195V198H196V200H197ZM234 197L235 199L237 198V197ZM20 197H22V196H20ZM24 197V196H23ZM145 197V198H146ZM225 197V196H224ZM227 197V196H226ZM231 197V196H230ZM56 198V197H55ZM76 198V197H75ZM81 198V199H80ZM124 198V199H123ZM144 198V200H142V198L140 199V198H138V201H136L137 203H139L140 201H139V199L141 200V202L142 201H144V203L147 201V199H145ZM178 198V199H177ZM185 198H186V196H185ZM189 196H188V199L186 198L185 200H180L181 202H183V201H188V202H190V203H188V202H186V203H188V204H182L181 202V204H182V207L181 208H179L178 210H175V212H172L171 211V213H166L167 211L165 210V213L166 214H163L162 216H160L159 217V215H157L160 211V209L159 208H161V205H157L156 206V204H159V203H157V202H155L156 204L154 205V206H156L157 208H158V210H156V209H154L153 208V206L151 205V204H153L152 203V199L150 200V197H149V201H151V203H149V201H148V203L146 204V205H142V208H140V209H143V207H144V209H145V211L146 210H148V207L150 208V210L148 211V212H150L151 211V209H152V212H155L154 210H156V211H158V213H153V215L151 214L150 215V213H149V215L150 216H152L150 219L152 220V222L151 221H149V222H151V224L150 223H148V221H147V227L148 228H144V231L146 230V229H148L146 232H144L143 233V230H141V229H143L142 227H144V226H142V227H140L139 225H140V223L138 224V222H135V223H137L138 224V226L137 227H139L140 228V231H142L141 232V235H139L140 234V231H139V229H138V231H139V233H137L138 231H136L137 229H136V227H135V232L137 233H135L134 232V230L131 228V224H129V222L130 223H133V222H131V221H129V222H127L128 220H126V222L125 223H127L126 225L127 226H129L130 228H129V230L131 229V230H133V232L135 233H133V232H129L130 234H126L125 236L127 237V238H129V236L130 237H132V238H134V240L133 241H131L130 243H128L130 240H128L127 238H126V240L128 241V242H126L125 240V242H126V244L125 245H123L122 247H120V251L118 252V250L116 251L115 250V246L117 245H115V246H113L114 247V249H111V247H110V249L112 250V251H114V252H110L109 251V249L105 246H103V248H106V249H108V250H106V252L108 251V253H113V256H114V258L115 259H117L116 261H117V264H264V227H261L262 225H260L259 226V229L258 230H256V231H254V232H252L253 231V229H254V227H252L253 229H252V231H251V227L249 228V223H251V222H248V223H244V219L242 220V219H240L239 217H237V214H236V216L234 215V216H232L231 214L232 213H230V215H231V217L229 216L228 218L226 217L227 215H222V212H223V210L222 209H224V208H221V207H219V208H221V210H222V212H221V217H220V210H218V208H216V210H215V205L214 206H212L213 208H210L211 206L210 205H208V206H210V207H208L207 206V204H197V205H194L193 203H191V201H189ZM194 198V199H195ZM203 198V197H202ZM208 198H210V196H208ZM213 198H214V196H213ZM240 198V197H239ZM238 198V199H239ZM26 199V198H25ZM24 199V200H25ZM41 199V198H40ZM41 199V200H42ZM47 199H48V197H47ZM46 199V200H47ZM58 199V198H57ZM72 199L74 200V201H72ZM120 199H118V200H120ZM136 199V200H135ZM183 199H184V197H183ZM191 199V198H190ZM193 199V200H194ZM222 199H223V196H222ZM227 199H229V197L228 198H226V200ZM23 200V199H22ZM40 200V202H41V204L39 203H37L38 204V206L39 205H42L43 203H42V201L43 200H45V199H43L42 201ZM75 200L77 201H79V202H75ZM104 200H105V202H104ZM163 200V201H162ZM192 200V199H191ZM192 200V201H193ZM196 200H194V201H196ZM202 201H205V200H207V197H206V199H201ZM209 200V199H208ZM207 200V201H208ZM224 200V199H223ZM223 200H220V201H223ZM246 200V199H245ZM33 201V202H34ZM50 201V200H49ZM56 201H58V200H56ZM83 201V202H82ZM111 201V200H110ZM199 201H200V198H199ZM207 201H205V202H207ZM215 202L214 203H216V200H214ZM231 201V203H227L228 205H230V204H232L233 203V201H234V199L233 200H230ZM238 201V202H239ZM23 202V203H22ZM36 202V201H35ZM112 202H109V203H112ZM167 202H168V199H167ZM204 202V203H205ZM210 202V201H209ZM224 202H228V200L227 201H225L224 200ZM236 202H237V200H236ZM237 202V203H238ZM44 203H46V202H44ZM47 203H48V200H47ZM50 203V202H49ZM104 203H106L107 205L104 207ZM136 203V204H137ZM143 203V202H142ZM143 203V204H144ZM169 203V202H168ZM165 204L167 207L168 206H170L169 204ZM175 203V202H174ZM178 203H179V200H178ZM184 203V202H183ZM213 203V202H212ZM235 203V202H234ZM236 203V204H237ZM36 204V205H37ZM140 204V203H139ZM138 204V205H139ZM211 204V203H210ZM217 204H222L223 205V207H225V204H223L222 202L221 203H219V202H217ZM226 204V207H227V209H228V207H230V206H228ZM236 204H232L234 207H238L239 208V206H237ZM21 205V206H20ZM28 205H26L25 204V206L26 207H28ZM31 205H30V209H31ZM57 205H58V202H57ZM83 205V206H84ZM125 205V206H126ZM148 205H150V206H148ZM219 205V206H220ZM221 205V206H222ZM236 205V206H235ZM33 206H32V210H27L26 208H25V212L26 211H29L28 213H25V215H24V211L22 212L23 214V216H24V218L23 217H21V215H20V217H19V219L18 220H22L23 219V221L24 220H26L25 219V217H27V220H29V217L31 216L30 214H33V212H31V211H34V214H36L37 212H36V210L37 209H33ZM112 206H113V203H112ZM128 206V205H127ZM128 206V207H129ZM133 206H135V204H134V202H133V205H132V207ZM137 206V205H136ZM218 206V205H217ZM216 206V207H217ZM232 206V207H233ZM36 208H38L37 206H35ZM44 207H46L45 205L43 206V207H41L40 206V208H38V210H40V212H42V211H44L45 212V209H44ZM84 207V208H85ZM128 207H125V208H128ZM132 207L130 206V208H131V210H132ZM145 207H147V208H145ZM155 207V208H156ZM163 208H165L164 206H162ZM166 207V208H167ZM233 207V209H235V212H236V208H234ZM24 208V207H23ZM22 208V209H23ZM41 208H43V210L41 211ZM77 208H79V210L77 209ZM82 208V207H81ZM107 208H108V210H107ZM134 208V207H133ZM138 208V207H137ZM137 208H135V209H137ZM163 208H162V212H163ZM244 208H240L241 209V212H242V209H243V213H244ZM29 209V208H28ZM77 209V212L79 213H77V216L76 215H74L73 214V212H74V210H76ZM83 209V208H82ZM81 209V210H82ZM135 209H133L134 210V212H136V210ZM144 209L141 211V210H139V212H136V214H138V215H142L141 217L143 218L144 216V214H142L143 212H145L144 211ZM154 209V210H153ZM226 209V210H227ZM233 209H232V212H234L233 211ZM239 209V210H240ZM249 209H245V211H247V210H249ZM46 210V211H47ZM51 210H48V211H51ZM127 210V209H126ZM133 210H132V213H133ZM168 210V209H167ZM218 210V211H217ZM225 210V213L227 212V213H229L231 210H230V208H229V210H227L226 211ZM121 211V212H120ZM173 211H174V209H173ZM31 212V213H30ZM39 212V213H40ZM147 212V213H148ZM151 212V213H152ZM169 212H170V209H169ZM30 213V214H29ZM50 213V212H49ZM73 215H72V214ZM76 213V212H75ZM122 213V214H123ZM161 213V212H160ZM242 213V214H243ZM26 214H27V216H26ZM47 213H45V215H46ZM125 214H126V212H125ZM129 214V213H128ZM135 213H134V215L137 217L138 215H136ZM234 214V213H233ZM239 214V213H238ZM247 214V213H246ZM249 214H251V213H249ZM248 214V215H249ZM252 214H253V211H252ZM255 214V213H254ZM256 214H255V216H256ZM38 215V214H37ZM41 215H42V213H41ZM40 215V216H41ZM44 215V214H43ZM59 215V216H58ZM66 215H68V213L66 214ZM72 215V216H71ZM78 215H81V216H78ZM112 215V217H111V220L112 219H114L113 217H115V216H117V214L116 215H113V213L111 214ZM121 215V214H120ZM124 215V214H123ZM123 215H121L120 216V218H122L123 219V217H125V216H123ZM131 215L132 214H130L129 215V217H131ZM157 216V218H156V220H155V217ZM229 215V214H228ZM244 216L243 217H246L245 216V213L243 214ZM48 216V215H47ZM123 216V217H122ZM153 216H155V217H153ZM242 215H240V217H241ZM253 217H254V215H252ZM46 217V216H45ZM51 217H53V216H51ZM50 217V218H51ZM119 217V216H118ZM117 217V218H118ZM126 217H127V215H126ZM139 217V216H138ZM137 217V218H138ZM141 217L139 218L140 220H141ZM223 217H226L227 219H228V221L226 222V223H224L223 225H222V221L224 222V220H222L221 218H223ZM242 217V218H243ZM259 217V216H258ZM20 218H22V219H20ZM110 217H108V219H107V221H110V219H109ZM117 218H115L116 219V221H117ZM120 218H118V219H120ZM137 218H135L134 217V219H135V221L136 220H139V219H137ZM222 220V221H220V219ZM249 218V217H248ZM40 219V218H39ZM115 219L113 220V221H115ZM133 219V220H134ZM145 219H146V217H145ZM144 219V221H146ZM224 219V218H223ZM245 219H247V218H245ZM250 219V218H249ZM259 219V218H258ZM139 220V221H140ZM154 220V221H153ZM226 220V219H225ZM260 220V222H261V220H262V222H264L263 220H264V218L262 219V218H260L259 219ZM8 221V220H7ZM33 221V220H32ZM32 221L31 222H28L27 223V227H28V224L30 225V223H32ZM39 220H37V222H38ZM41 221V220H40ZM42 221H43V219H42ZM40 222V223H43V222ZM47 221H48V218H47ZM47 221H45L46 223V225L43 223L42 225H45V226H49V224H47ZM49 221H51V220H49ZM107 221H106V227L108 228V226H111V224H112V222L110 223H107ZM115 221V222H116ZM121 221V220H120ZM141 221H143V220H141ZM144 221H143V223L142 224H144ZM220 221V222H219ZM246 221V220H245ZM5 221H3V223H4ZM9 222V221H8ZM9 222V223H10ZM20 222V221H19ZM18 222V227H19V225L20 224H22L21 222L19 223ZM37 222H33L34 223V225L36 224L37 226L36 227H38V225L40 224V223H38L37 224ZM114 222V223H115ZM247 222V221H246ZM3 223L1 224V225H3ZM8 223V224H9ZM26 222L24 221L23 222V224H25ZM113 223V224H114ZM117 223V222H116ZM115 223V224H116ZM118 223H119V221H118ZM219 223H221V225L219 224ZM254 223H256V221L255 222H253V225H254ZM257 223H258V221H257ZM5 224V223H4ZM7 224V223H6ZM17 224V223H16ZM51 224V223H50ZM108 224H110V225H108ZM260 224V223H259ZM258 224V225H259ZM11 225H13V224H11ZM32 225V224H31ZM108 225V226H107ZM117 225V224H116ZM131 225V226H130ZM134 226H136L135 224H133ZM257 225V224H256ZM257 225V226H258ZM15 226V225H14ZM16 226V228H18ZM103 226V225H102ZM105 226H103V227H105ZM133 226V227H134ZM145 226H146V224H145ZM263 226H264V223H263ZM3 227V226H2ZM7 227H8V225H7ZM10 227V226H9ZM21 227H24V226H22L21 225ZM21 227H20V230H22V232L24 231L23 229H25V228H23V229H21ZM32 227H33V225H32ZM32 227H31V230L29 229H27L28 231H29V233L30 234H33L34 233V231H33V233H32ZM63 227V228H62ZM114 226H112V228L111 227H109V231H112V232H116V236H118V234H120L121 235V232H120V230H122V228H120V227H123V225H121V223H120V227H118L117 229H119L120 228V230H118V232H117V229L114 227ZM117 227V226H116ZM34 228V227H33ZM43 228V227H42ZM41 227H40V229H39V231H43V230H41L42 229ZM45 228V227H44ZM50 228H52V226H50L49 227V229ZM57 227H55V230H54V227H53V229H51V231H55L56 232V229ZM107 228H104V229H107ZM240 228H243V233H242V237L240 238V236H238V237H236L237 235H238V232L239 231H237L236 232V230H239ZM10 229V228H9ZM12 229L14 230V228L12 227ZM110 229H113V230H110ZM114 229H116V230H114ZM250 229V230H249ZM2 230H6V233H7V231H8V228L7 229H5V227H4V229H1V227H0V233H2L1 231ZM20 230H18V229H16V231L18 232L19 231V233H20ZM36 230V229H35ZM38 230V229H37ZM46 230H48V229H46ZM255 230V229H254ZM10 231V230H9ZM16 231H13V232H15L16 233ZM26 231V230H25ZM31 231V232H30ZM51 231L49 230V232H50V234H51ZM53 231V236L55 235V234H57V233H55ZM104 231V230H103ZM240 231H241V229H240ZM251 231V232H250ZM36 232V231H35ZM40 232V233H41ZM98 232V231H97ZM105 232V234L107 233V231L105 230L104 231ZM104 232H103V235H104ZM111 232V234H112V236H111V234H110V236L112 237V238H114V236H115V234L114 233H112ZM120 232V233H119ZM5 233V232H4ZM5 233V235H6V237H9V236H11V235H13V234H6ZM9 233H11V232H9ZM37 233H39V232H37ZM36 233V235H39V234H37ZM42 233H45L46 235H47V232L45 231V232H42ZM41 233V234H42ZM65 233H67V234H65ZM100 233V232H99ZM99 233H98V235H99ZM102 233V232H101ZM132 233H133V235H132ZM143 233V234H142ZM18 234V233H17ZM21 234V233H20ZM27 235H29L28 233H26ZM35 234V233H34ZM40 234V235H41ZM97 234V233H96ZM96 234L94 235L95 236V238H99V240H97V242L99 241V243L101 244H103V245H106L105 243H103V241L102 240H104V239H102L104 236L102 235L101 236V238L99 237V236H97L96 237ZM108 234V237H106V239H108V238H110V236H109V233H107ZM106 234V235H107ZM239 234H241V233H239ZM7 235H9V236H7ZM15 235V234H14ZM19 235V234H18ZM27 235H26V237H27ZM39 235V236H40ZM43 235L44 234H42L41 236L43 237ZM128 235V236H127ZM138 236L139 235V237H133V236ZM19 236H21V235H19ZM48 236H49V233H48ZM48 236H45V237H48ZM52 235H50L49 237H51ZM91 236H89V238L91 237ZM1 237H3V234L1 235ZM0 237V238H1ZM12 237H14V236H12ZM11 237V238H12ZM18 237V236H17ZM22 237V236H21ZM25 237V236H24ZM24 237H23V239H24ZM80 237H82V238H80ZM31 238V236H29V239ZM40 238V237H39ZM44 238V237H43ZM43 238H41V239H43ZM95 238H93V239H95ZM112 238L111 239H109V240H111L112 241ZM118 238V237H117ZM116 237L113 239L114 241L116 240V243H118L117 242V240L118 241H120L119 239H117ZM238 238V239H237ZM4 239H7V238H4ZM4 239L2 238L1 240H3L4 241ZM13 239V238H12ZM22 239V238H21ZM28 239V240H29ZM38 238L36 237V239L35 240H37ZM40 239V240H41ZM50 238H48V240H49ZM25 240H26V238H25ZM40 240H37V242H39ZM44 240H45V238H44ZM44 240H41V241H44ZM96 240V239H95ZM108 240V241H109ZM8 241V240H7ZM14 241H15V238H14ZM18 241V240H17ZM27 241V240H26ZM31 240H29V242H30ZM84 241H86V243L88 242V241H90V239H87L86 240V237H85V240ZM93 241V240H92ZM106 241V240H105ZM107 241V242H108ZM110 241V242H111ZM2 242V241H1ZM0 242V243H1ZM10 242H12V240L10 241ZM19 242V241H18ZM23 242V241H22ZM25 242V241H24ZM28 241H27V243H29ZM46 242V241H45ZM49 242V241H48ZM48 242H47V245L49 246V244H48ZM76 242H74V243H76ZM6 243V242H5ZM4 242H3V244L0 246V247H3V245L5 244ZM32 243H34V242H32ZM40 244L42 243V242H39ZM75 244V246L74 247H76V245H77V247H78V245L80 244V243H83V240H82V242L80 241L78 244ZM93 243H94V241H93ZM109 243V242H108ZM111 243H113V242H111ZM15 244V243H14ZM14 244L13 245H11V243H10V247H12V246H14ZM37 244V243H36ZM45 244V243H44ZM84 245H85V242L83 243ZM91 245V243H88L87 244V246L88 245ZM95 244H96V242H95ZM119 244V243H118ZM5 245H7L8 246V244H5ZM16 245H17V243L15 244V247H16ZM22 245L23 244H21V247H22ZM32 244L30 243V246H31ZM46 245V244H45ZM53 245V246H54ZM72 244H70V247H72L71 246ZM83 245V246H84ZM89 245V246H90ZM96 245H98V243L96 244ZM95 245V246H96ZM109 244H107V246H108ZM24 246V245H23ZM29 246V247H30ZM35 246V245H34ZM37 246V245H36ZM38 246H41V245H38ZM37 246V249L39 248V250H41L40 248H42V246H44L43 244H42V246L41 247H38ZM51 246H52V244H51ZM69 246V245H68ZM94 246V245H93ZM100 246V245H99ZM9 247V246H8ZM17 247H20L19 246V244H18V246ZM16 247V248H17ZM25 247H27L26 246V244H25ZM29 247H27L26 249H28ZM45 247V246H44ZM47 247V246H46ZM50 247V246H49ZM70 247H67V248H70ZM101 247H102V245H101ZM109 247V246H108ZM117 247V249L119 248L118 246H116ZM7 247L6 246H4V250L6 249ZM32 249H33V253L35 254V251H34V247H31ZM51 248V247H50ZM53 248V247H52ZM81 248V247H80ZM90 248V247H89ZM98 248V247H97ZM3 249V248H2ZM10 249V248H9ZM8 249V250H9ZM21 249V250H20ZM20 249H18L17 248V250L19 251H22V249H23V247L22 248H20ZM49 249V248H48ZM48 249L46 250L47 252H49L50 251V249H49V251H48ZM55 249H56V246H55ZM58 249V248H57ZM65 249L66 248H63V250L65 251ZM72 249H73V247H72ZM75 249V248H74ZM79 249V248H78ZM92 249H93V251L96 249V248H94V247H92ZM102 249V248H101ZM7 250V249H6ZM11 250V249H10ZM29 250H30V248H29ZM38 250V251H39ZM42 250H43V248H42ZM62 250V251H63ZM67 250H68V253L70 252L69 251V249H66V254H67ZM76 250V249H75ZM84 250V249H83ZM91 250V249H90ZM14 253L16 254V250H15V248H14ZM24 251V250H23ZM37 251V253H39ZM45 251V250H44ZM54 251V248L53 249H51V251H50V253L52 254V252ZM59 251V250H58ZM78 251H81V249L80 250H78ZM85 251H86V248H85V250H84V253L83 252H81V253H79V252H77V251H74L73 250V252L71 251L70 252V254H68V256H70V259H73V258H71V253L73 254L74 252V254L76 255V254H81L82 255V253L83 254H85ZM102 251V250H101ZM100 250H98V249H96V254H97V252H100L101 254L103 253V251L101 252ZM3 252V251H2ZM1 251H0V254L2 253ZM5 252V251H4ZM7 252V251H6ZM12 251H10V252H8L9 254H8V256L11 258L9 261H11L12 259H16V258H20L19 260H23L22 259V257H23V255H21L20 257H19V255L17 256V255H15V258H14V254H12L11 253ZM25 252L26 251H24V254H25ZM41 252H43V251H40V253ZM60 252V251H59ZM77 252V253H76ZM86 252H88V247H87V251ZM91 252H92V250H91ZM90 252V253H91ZM94 252V253H95ZM104 252H105V249H104ZM11 253V254H10ZM22 253V252H21ZM21 253H19L18 252V254H21ZM40 253L37 255V256H40ZM45 252H43V254H44ZM50 253H49V255H50ZM54 253V252H53ZM56 253V252H55ZM61 253V252H60ZM115 253H118L117 255L119 256V257H117L116 256V254ZM7 254V253H6ZM23 254V253H22ZM29 253H26L25 255H28ZM32 254V253H31ZM57 254V253H56ZM87 254V253H86ZM95 254V255H96ZM99 254V253H98ZM101 254H99L100 255V258L99 259H101ZM111 254H109V255H111ZM3 255H4V253H3ZM11 255V256H10ZM42 255V254H41ZM45 255V254H44ZM48 254H47V256L48 257H51V256H53V258L56 256L55 254L53 255H50L49 256ZM63 255V254H62ZM74 255V256H75ZM91 255H92V253H91ZM94 255V254H93ZM93 255H92V257H93ZM5 256V255H4ZM32 256H34L33 254L31 255V257ZM64 256V255H63ZM67 256V257H68ZM74 256H72V257H74ZM84 256V255H83ZM105 256H108V254H106ZM113 256H111V258L113 257ZM117 258H116V257ZM249 256H251V258H250V260H248V258H249ZM1 257H3V256H1ZM0 257V258H1ZM7 257V256H6ZM25 257V256H24ZM27 257V256H26ZM25 257V258H26ZM35 257H36V255H35ZM42 257H43V255H42ZM44 257H46V256H44ZM65 257H66V255H65ZM76 257V256H75ZM82 257V256H81ZM81 257H79L80 259H81ZM88 257H91L90 255H88ZM88 257H86L85 258V260L86 259H88ZM95 257V256H94ZM93 257V261H94V258ZM109 257V256H108ZM24 258V259H25ZM32 258H34V257H32ZM41 258V257H40ZM39 258V261H38V258H36V259H34V261H35V263H34V261L31 263V264H37V262H36V260L38 261V263L39 262H41V264H43V263H45V260H44V262L42 263V260ZM52 258V257H51ZM59 258V257H58ZM69 258V257H68ZM79 258H75V259H79ZM84 258V257H83ZM103 258V260H105L104 258L105 257H102ZM29 259V258H28ZM31 259V258H30ZM43 259V258H42ZM55 259V258H54ZM53 259V260H54ZM57 259V258H56ZM60 259H62V258H60ZM64 259H66V261L64 260ZM74 259V260H75ZM98 259V258H97ZM97 259H96V261H94L95 263L97 262ZM98 259V260H99ZM2 260H4L3 258H2ZM41 260V261H40ZM48 260V259H47ZM52 260V261H53ZM77 260H75L76 261V263H77ZM82 260V264H84L86 261L84 260V259H81ZM84 260V261H83ZM90 259H88L87 261V264H89V262L90 261H92V260H90ZM107 260H108V258H107ZM107 260H105V261H107ZM4 261H7V260H4ZM13 261V260H12ZM16 261H17V259H16ZM15 261V263H17ZM48 261H50L51 262V260H48ZM54 261H56V260H54ZM59 261V260H58ZM56 262V264H71V262H72V260H68L67 261V258H64L63 257V259L62 260H60L59 262ZM71 261V262H70ZM79 261V260H78ZM109 262H110V260H108ZM107 261V264L109 263ZM112 261V260H111ZM0 262H2V261H0ZM19 263H20V261H18ZM22 262H25L24 260L22 261ZM28 262H29V260H28ZM79 262H81V261H79ZM78 262V263H79ZM93 262V263H94ZM103 262V261H102ZM113 262V261H112ZM10 264H13L14 263V261H13V263L12 262H9ZM14 263V264H15ZM48 262H46V264H47ZM52 263V262H51ZM92 263V262H91ZM98 263V262H97ZM96 263V264H97ZM100 263H101V261H100ZM100 263H98V264H100ZM104 264L106 263V262H103ZM102 263V264H103ZM3 264V263H2ZM4 264H7V263H5L4 262ZM23 264H27V262H25V263H23ZM74 264H75V262H74ZM80 264V263H79ZM112 264V263H111ZM114 264H116L115 262H114Z\"/></svg>", "mask_w": 264, "mask_h": 264}, {"label": "rangeland", "instance_id": "374dc122", "mask_svg": "<svg viewBox=\"0 0 264 264\" xmlns=\"http://www.w3.org/2000/svg\"><path fill=\"white\" fill-rule=\"evenodd\" d=\"M173 1H174V0H172V2H171L170 0H155V2H156L157 5H158V10H159V15H158L157 20L160 21V27H161V26H165V25L167 24V25L169 26V30H168V31H169L170 33H171V32H174V31L177 30V31L180 33L181 37H183V40H182V41H179V40L177 41V40H176V42H175V43L178 45V51H177L178 54L181 53V55H182V54H183V51H185V49H187V50L189 49V51H190L189 54L195 52L196 49H198L197 51H198V53L202 54V57H201L200 59H198V61L196 60L198 63H196V62L193 63V61L190 59V57L186 58V60H187V62H186V61H183L182 59H180V57L183 58V56H181L180 54H179V55H178V54H175L174 59L176 60V62H177V59H179V60H178L179 62H177L176 65H175V66L178 67V68H177V70H175L176 68L174 69L175 72L177 71V72H176V75H174L175 73H173V75H174L175 77H174L173 75L170 76V81H169V83H171L172 86H171L170 84H169V85H170L171 90H173L174 88L177 89V88H178L177 86H179V88H180L179 90H180L181 94H179V96H178V95H176V92L174 93L178 98H177L175 95H173V94L170 95V96L173 95V96H172L173 98H169V97H168L169 94H168V95L165 94V97H164V90H162V83H161V79H160V77H159V78H156V79H159V80H158V81L155 80V81H157V82H155L154 85H151V87L149 86V89H150L151 91L153 90V91L156 92V90H159V91L156 92V93H159V94H153V92H151L147 87L143 88V89H144L143 96H144V98L146 97V98H145V101H144V98H143V99H142V98H139V102H140V100H142L143 103H142V101H141L140 104H139L140 106H139L136 102H135V104H134L135 107H136V106H137V107H138V106L140 107V108H137V107L135 108V107H134V108L137 109V110L139 109V111H137V112L135 111V112L131 113L132 115H133L134 113L136 114V115L134 114L135 116H132V115H131V116L134 117V120L138 119L137 121H140L139 124H140V126H142V127L137 126L138 123H137V121H135V122H134V123H135V127H136V126H137V127H136V128L134 127L135 129L133 130V133H134V131L136 132V131L139 130V132H136V134H134V136L136 135V137H137V139H138V137H139L140 134H141L140 132H142V131H143V133H144V132H147L148 130H150V126H151V129L154 128V126H155V128H156V134H157V131H158L157 128H159V132H158V133H160V136H164V137H167V136H168L167 138L170 140V141H167L168 139H167V138H166V139L164 138V139H165L164 142H165V141H167V142H171V141L173 140V138L175 137V136H174L175 134H177V135L179 134V137H180V136H182V135H180V134H182V133H180V132L185 133L184 130H187V129L184 128L183 131H181V129L183 128V124H186L187 127H188V130H190V131H186L185 134H187V132H188V135L190 136L189 133H193V132H195V131L199 134V137L196 136L195 138L200 139L201 142L197 141V143L195 144V141H196L197 139H194V142L192 143V144L194 145V147H196V146L198 145V143H202V145L199 144L198 146H199V147H200V146L203 147V146H205V145L208 143V141H207L208 137H209V139H210V136H212V135H209V134H211V133H214L213 135H217V134H219V131L224 129V128H223V129H220V126H221V128H222V124H223V126L225 127L224 124H226V123H230V121H229V122H225V121L227 120V117H230V116H231L230 118H233V121H235V122H232V124L234 125V124L236 123L235 126H236V125H237V126H236V128H235V127H233V125H232L233 128H232L230 131H234V130H233L234 128H235V131H234V132H231V134H230V138H229V133L227 132V135H226L225 137L223 136V137H224V138H223V141H221L220 143H217V144L215 143V140H216V141H218V140H222V137L220 136L221 134L217 135V136H218L217 139H215L216 136H215V137L212 136V137H211L212 139L209 140L208 145H206V147H204V151L207 152V155H206L207 157L204 158V159L202 158L203 161H204L205 159H207V158L209 157L210 160H209V161H208V159L206 160V161L209 162V165L215 164V165H217V167H218L219 164H217V163H219V162H218V161H219V158H220V157H223L224 155H226V149L224 150L225 152L223 151L224 153H222V150H221V149H222V148H223V149H224V148H227V149H228V150H227V151H228V152H227L228 155L224 156V158H225L226 161H227V162H226L227 164H226L225 162H224V164L222 163V162L224 161V158H221V160H220V161H221L220 164L222 163V164H221L222 167L225 168V167H226L225 165H229V164L232 163V161L229 162L230 159L234 160V159L237 158L238 156H239V157L241 156L240 153H241L243 150H244V151H247V150H245L244 145H243V143H242L243 139H246L247 137H243V136L246 135V134H245V131H240V130H243V129H242V125H240V124H243V121H244V119H243V118H244V114H246V112L249 110V108H251V107L253 106V104L246 103V102H248V99H247V101H244V100H245V98H246V95H250V94H252L251 92L254 91V88H252L251 86H249V87H248V90H246L245 94H244V95H241V98L239 97V98H240V101H241V102H244L245 105H244L243 103H241L240 101H238V100H239L238 97L235 98L236 100H235L234 98H232V99H231V98H227L228 100L226 99L225 102H227V101H229V103L234 102V103H236L237 105L235 104L236 107L234 106V107H233L234 109H233V108H231V109L229 108V113L227 112V111H228L227 107L224 108V111L227 112V113L229 114V116H228V114H225V113H224V114H225V115H224L223 113H221L223 110H219V114H220V113L223 114V115L225 116V119H226V120L223 119L224 117L222 118L223 115H221V117L219 116V120L221 121V123H220V121H219L218 119H216V120H218L217 123H219L220 125L218 124L217 126H216V125H215L214 127L212 126V128H215V127H216V128L219 127V128H217V129L215 128V130H214V129L211 130V128H210L211 126H210V127L207 126V127L210 128V130H211L212 132L209 131V128H207L206 125L204 126V128L206 127L205 130H204V133H206V134L203 133V130L201 131V129H204L203 126L201 127V125H204L205 122H203V124H201V125L198 124V125H200V126H197V125H196L197 128L195 127V131L192 132L193 129H192V127L190 126L191 124H190L189 122H191V120H189V118H191V116H192L193 114L201 113L202 110L204 109V108L202 107V105L207 104V100H209V98H203V96H202V93H203V92H201V91H202V88H204L205 86L216 88V85H220V84H219V81H221V80H232V79H236V78L238 79V78H240V76H241L240 79H243L244 76L247 77V75H248V73H247V75H245V74H246L245 72H247V71H245V69H246V70H249V71H250V69H249V68H245V67L242 68V66H245V65H242V64H241L242 62L244 63V59H243V55H242V54H241V55H242V56H241L242 58H241V57L238 56L239 54H238V55H237V54H234L235 52L233 53L230 49H228V47H225L224 45H221V44L216 43V40H215V37H214L215 35H211V34L215 33V30H213V29L211 28V27H213V26H211V27L208 26V27H207L208 29L206 28L207 24H206V26H205V23H210L209 20L211 19V17H213L214 20H215L214 15H212V13L209 12V11H210V10H209V7H211V6H208L206 9H202L203 7L201 8L200 5L197 6V5H196L195 3H193V2H192V4H191V1H188V2L185 3V5H183L184 7H188V8L191 10V12L194 13V15H195V17H196V20H195L196 28H195L194 30H192V29L190 28V23L188 22V20H186L188 16H187L186 14H184V15L181 14V12L178 10V8H179L178 6H179V4H180V1H179V4H177L178 1H175V2H176L175 4H177V5H175L176 7L174 6V7H175V10L173 11L174 13H169L168 10L170 9L171 5H174V4H171V3H173ZM184 1H185V0H184ZM193 4L196 5V8H195V5H193ZM202 5H203L204 8H205L207 4H206V5L202 4ZM176 8H177V11H176ZM200 8H201V9H200ZM207 9H208V11H207ZM210 9H212V7H211ZM203 10H205V11H203ZM205 12H206V13H205ZM207 12L210 13L211 15L208 14ZM207 14H208V15H207ZM134 16H135V18H136V20L133 22V23H134V24H133L134 26H133V28L131 29V31H129L128 33H133V34L136 35V36L142 34V35L146 38V37L148 36V34H147V33H148V32H147V30H148L147 22L142 18V14H140V11H139V12H138V11L135 12V13H134ZM134 16H133V17H134ZM210 16H211V17H210ZM192 17H193V15H192ZM199 17H201V18H199ZM206 17H207V18H206ZM197 18H199V19H197ZM203 18H206V20L203 19ZM208 18H209V19H208ZM207 19H208V22H207ZM205 21H206V22H205ZM212 21H213V20H211V24L213 23ZM140 25H141L142 27H140ZM209 27L213 30V33H212V31L209 29ZM175 28H176V29H175ZM208 30H209L210 33L206 32V31H208ZM54 32H55V31L52 32V33H53L52 36H53V35H55V36H53V37L51 38V40L54 41V42L50 41V42H49V45H48V42H42L41 45L39 46V47H40V51L44 54V56L48 55V57H46V58H50V57H51V60L48 59V60H49L48 62H51V63L54 64V65H55V63H56V66L52 65L51 63H50V64H51L52 66L55 67L54 72H56V74H57V70L59 71V73H61L60 75H59V74H57V75L60 76V78H59L60 80L63 79V84H65V85H67V86H69V87H72L73 89H75L76 87L81 88V87H82L81 85L83 84V82H81L80 80H81V78H82V70H83V69L81 68V66L79 65L80 63H79L78 60H77V51L74 52V51L72 50V52H71L72 54H71V53H70L71 49H69V50H70V51H69V50H68L69 47L63 43V40H64L63 37L55 38V39L53 40L54 37H57V36H58V35L55 34ZM209 34H210L212 37H211ZM59 35H60V34H59ZM175 36L177 37L176 34H172V35H170V37H175ZM213 37H214V38H213ZM55 41H56V42H55ZM169 41L171 42V44L174 43L173 40H169ZM46 43H47V44H46ZM54 43H55V44H54ZM47 45H48V46H47ZM52 45H53V46H52ZM11 46H12V45H11ZM11 46L8 45V43H7V44H4L3 48L0 47V48H1V49H0V119H1V120H0V125H2V127H3V129H2V127L0 126V127H1V128H0V129H1V131H0L1 133H0V134H2V135H0V176L3 175V177L5 176L4 178L7 177V180H6V181H2V180H1V181H2L3 183L9 181L10 184H8V185H10V186L13 187V188L11 187L12 190L14 189L15 191H17L18 196L20 195L19 193H21V194L23 193V195H20V196H22V197L19 196V198H20L19 201H20V202H18V204H17V206H18L19 203L21 204V201H24V202H25V203L22 202L24 205L21 204L22 207H19V208H21V209H20V213H19V217H20V215H21V217L24 218V216H23L22 214L24 213V215H25V213H28L30 210H32V206H33V205H31V203H30L29 205L27 204V203L30 202V200H31L30 197H28V196L31 195L30 193L34 194V195H31V196L33 197V199L35 198V196H36V197L38 196L39 201H37V198H36V200H35L36 202H35L34 200H33L34 202L31 201L32 203H35V206H37L38 208H40V206L43 207L44 205L46 206V207H44V209H45V208H48L47 205H49V204H53V203H54V200L51 201V199H55V203H54V204L56 205V206H55V209L53 208V207H54V204H53V207H52V205H51V208L49 207L48 210L54 209V210L56 211V212H54V214H59V215H61L60 213H61V211L63 210L62 208L65 207V206L62 207L63 203H61V202L63 201L64 204H66V203H67V200H68V202L71 201V200L69 201V197H68L66 194H68L69 196H72V195H71V194H72L71 191H73V190L75 189L74 186L78 185V186H77L78 188L76 187V188H77V191L74 190V192H73V198H74V199H77V196H78V195H81V193L78 192V189H79V184H81L82 182L84 183V180H83L84 177H85V178L87 177V176L85 175V174H86L85 171L88 172L87 175H89V173H90V171H91V168L93 169V171H96V170L99 171V170H100V172H102V173H100V174L98 173V174H97V177H96V176H92V175H95V173H93V172L91 171V174H92V175L90 174L91 177H89L90 175L88 176V180L90 179V181H92V182H93V181L98 182V181H96V180H98V178H101V177H103V176H108V174H111V175H109L108 177L114 175V177H112V178H116V179L119 178V179H117V180H116V179H112V180H113L114 183H118V182H119L118 185H121V184H120V183H121V179H123V181H125V180H124V179H125V176H124V175H127V174H126L124 171L127 170V168L133 166V168H132V167H131V168H132V170H135L138 166H139V167H138L137 169H139V168L142 166L141 164L138 163V161H139V160H138V159H139V155H141L142 153L138 154L140 150H139V151H135V150H138V149H137L138 146H139V148L141 147V146L139 145L140 142L138 143V141H140V140H138V141H137V140H135V141L133 140L134 142H132V143H138V144L136 145L137 148H136V146H134V144L131 145V148H134V150L132 149L133 151H131V152H132V153L135 152L134 155L137 154V158H138V159H136V157L134 158L135 160H133V159L131 158L135 163H133V162H131V161H128V162H127V160H131L129 157H131V156L133 157V156H134L133 154H130V153H129V154L131 155V156H130V155H128V153H126V155L129 156V157H128L129 159L126 158L127 160H124V159H125L124 157L126 156V155H124L125 152H129V150H131V149L128 148V147H130V146H129V145H130L129 141H132V140L130 139V135H129V134L127 135V134L125 133V136H123L124 133L122 134V132H121V134H120L119 131H121V130H120V129H121V127H120L121 125H120L119 123H118L119 126H117V128L120 127V129L118 128V130H116L117 128H116V129L113 128V127H116V125H114V124H116L115 122L113 123L114 126L112 125L111 128H109L110 125L112 124L111 121H110V122L107 121V123H106L107 125L109 124V125H108L109 127H108L107 125H105L106 120H105L104 122L102 121V123L100 122L101 120H104V119L107 118V117L103 114L104 112H102L103 109H104V111L107 110V109H106V107H103L102 105H105V104L108 102V104H106L105 106H109V101L113 100L114 98H112V99L109 100V101H108V98H101V99L99 98V99H98V98H86V97H80V96H79V97H75V98H69V100H67V98H61L62 101L60 102V104L58 103V105L61 106V107H60V108H59V107H57V108L54 107L55 110H54L53 113H54L55 115L52 113L53 110L50 111V110H51V108H50V109H49L50 115L48 116V118L50 117V119H51V116H52V115L54 116V118H56V117L60 114L59 112H60L61 110H64V111H61V112H63V114H61V117L59 116L60 118L57 117V120L55 119L56 121L54 120V118H52V121L55 122L54 125H55V126L57 125V121H58V125H57L56 127H55L54 125L51 126V120L49 119V121H50V122H49L48 119L46 118L47 116H44V118L46 119L45 121H47V125H45L46 122L44 121V122H43V125H44V126L41 125V126H38V127H36V128H31V126L28 125L27 121L31 120L33 114H31V117H30V113H29V115H28V114H27V115H21V113H20V112H22V111H21V110H22V107H21V106L23 105V104H22V103H23V100H22L21 98H4V96L1 97L2 92H3V90H2V89H3V88H2L3 85H2L1 83H5V84H6V83H9V85L13 86V84H14V83L17 81V79L20 77V76H19V75H20V74H19L20 71H18V70L14 67V66H15L14 64H13V65L11 64V63H12V59H13L14 56H15V50H16V49H14V47H11ZM46 46L48 47L47 50H48L49 52L52 50L51 53H49L48 51H46ZM49 46H50V47H49ZM51 46H52V49H50ZM147 46H148V44H145V49H144V50H145V58H148V56H149V54H150V52H149L150 50H149V48H148ZM182 46H185V47H183V49H182ZM41 47H42V49H41ZM12 48H13V49H12ZM43 48H44V49H43ZM184 48H185V49H184ZM49 49H50V50H49ZM179 49H180V50H179ZM181 49H182L183 51H182ZM43 50H44L45 52H43ZM46 52H47V54H45ZM73 52H74V53H73ZM48 53H49V54H48ZM69 53H70V54H69ZM53 54H54V55H53ZM176 55H177V57H178V56H180V57L177 58ZM41 57H42V56H41ZM41 57H40V58H41ZM56 57H57V58H56ZM54 58H55V59H54ZM41 59H42V58H41ZM52 59H53V60H52ZM241 59H242L243 61H241ZM54 60H55L56 62H55ZM46 61H47V60H46ZM53 61H54L55 63H54ZM180 61H181V62H180ZM66 62H67V63H66ZM18 63H19V62H17V61L15 62L16 67H17L18 65L20 66V63H19V64H18ZM179 63H181V64H179ZM185 63H187V64H185ZM237 63H238V64H237ZM177 64H178V65H177ZM240 64H241V65H240ZM19 66H18V67H19ZM175 66H174V67H175ZM18 67H17V68H18ZM56 67L59 68V69H61V70L57 69ZM14 68H15V69H14ZM239 68H241V69H239ZM53 69H54V68H53ZM56 69H57V70H56ZM81 69H82V70H81ZM165 69H166V68H165ZM165 69H164V70H165ZM243 69H244V73H243V71H241V70H243ZM15 70H17V71H16L17 74H16V73L14 74V73L12 72V76H10V71H15ZM174 70L172 69L173 72H174ZM159 71H160V69H159ZM162 71H163V70H162ZM18 72H19V73H18ZM160 72H161V71H160ZM63 73H64V74H63ZM243 74H244V76H243ZM62 75H63V77H61ZM177 75L180 76V78H179ZM242 76H243V77H242ZM64 77H65V78H64ZM171 77H172V78H171ZM177 77H178L179 80H180V82H178L179 85H176V83H174L175 80H176L175 78H177ZM174 79H175V80H174ZM237 79H236V80H237ZM245 79H246V78H245ZM245 79H243V81H245ZM15 80H16V81H15ZM64 80H65V82H64ZM238 80H239V79H238ZM239 82H242V80H240ZM157 83H158V84H157ZM79 84H80L81 87H79ZM155 84H156L157 86H155ZM192 84H193V87H192ZM221 84H222V83H221ZM74 85H75V86H74ZM246 85H248V84H246ZM158 86H159V87H158ZM160 86H161V87H160ZM173 86H174V87H173ZM175 86H176V87H175ZM221 86H222V85H221ZM172 87H173V89H172ZM245 87H246V86H245ZM155 88H156V89H155ZM157 88H159V89H157ZM250 88H252V90H250ZM148 90H149V92H148ZM179 90L177 89L178 92H179ZM204 91H205V90H204ZM207 91L211 92L212 89H208ZM147 92H148L149 94H148ZM155 92H154V93H155ZM162 92H163V93H162ZM209 92H207V93H209ZM151 93H152L153 95H152ZM160 93H161V94H160ZM204 93H206V91H205ZM162 94H163V96H162ZM154 95H157L158 97L155 96V98H152V97H154ZM159 95H160V96H159ZM166 96H167V98H166ZM150 97H151V98H150ZM156 97H157V98H156ZM163 97H164V98H163ZM174 97H175V98H174ZM179 97H180V98H179ZM165 98H166V99H165ZM242 98H243V100H242ZM251 98H252V97H251ZM251 98H249V99H251ZM261 98H262V97H261ZM261 98H259V99L257 98L258 101H255L256 99L254 98V99H252L254 102H253V101H250V100H249V102H250V103H251V102H253V103L257 102V103L254 104V106L256 107V106L259 105V107H260V106L262 105V102H261V101H263V99L261 100ZM102 99H104V100H103V103L106 101L104 104H103V103L101 104V102H100ZM115 99H120V98H115ZM115 99H114V100H115ZM123 99H124V98H121V99H120L121 102H123ZM163 99H164V100H163ZM210 99L213 100L214 98H213V99L210 98ZM229 99H230V100H229ZM120 100H119V101H118V100H117V101H111L110 103H111L112 105H113V103H114V105L112 106V105L110 104V106H111L110 109H111V110H114L115 107H116V108H119V107L121 106L120 104H122V103L120 102ZM137 100H138V99H137ZM162 100H163V102H166L167 100H168V101L171 100V102L163 103ZM231 100H233V101H231ZM259 100H260V101H259ZM124 101H125V100H124ZM173 101H176V102L178 103V104L176 105V107H175V105H174V107H172L173 104H176V102L174 103ZM67 102H68L69 106H67V105H68ZM116 102H119V104L117 103L118 106H116V105H117ZM137 102H138V101H137ZM145 102H146V103H145ZM209 102H210V101H209ZM225 102H224V104H225ZM258 102H260V104H259ZM263 102H264V101H263ZM99 103H100L101 105H100ZM147 103H148V104H147ZM168 103H169V104H168ZM229 103H228V104H229ZM234 103H232V104H234ZM115 104H116V105H115ZM171 104H172V106H171ZM209 104H210V103H209ZM209 104H208V105H209ZM232 104H229V105H232ZM247 104H248V105H247ZM256 104H257V105H256ZM141 105H142V106H141ZM146 105H148V106L145 107ZM165 105H168V106L165 107ZM169 105H170V108H172V109H171L172 111H171V110H170V111H171L173 114H172L170 111H168V110H169V109H168V108H169ZM242 105L245 106L246 111H244V109H243L244 107H242ZM101 106H102V107H101ZM114 106H115V107H114ZM163 106H164V107H163ZM68 107H69V108H68ZM201 107H202L203 109H202ZM240 107H241V109L239 110ZM247 107H249L248 110H247ZM255 107H253V110H254V111L257 110ZM259 107H257V108H259ZM54 108H52V109H54ZM99 108H100L101 110H100ZM102 108H103V109H102ZM113 108H114V109H113ZM142 108H143V109H142ZM147 108H148L149 111L147 110ZM164 108H166L167 111L170 112V113H168V112L166 111V112L168 113V114H167V113L165 112V109H164ZM200 108H201L202 110H199ZM235 108H236V111L239 110L238 113H239L240 115H239V114H238V115H239V116H242V118L239 117V116L236 117V116H234V115L232 114V113H234V114L237 113V112H234ZM262 108H263V107H262ZM19 109H20V110H19ZM67 109L69 110V112H68L69 115H67V116H69V117H67V116L65 115V112H67V111H66ZM140 109H141V110H140ZM226 109H227V110H226ZM251 109H252V108H251ZM251 109H250V111L252 112L253 110H251ZM70 110H71V111H70ZM115 110H116V109H115ZM117 110H120V108L117 109ZM232 110H233V112H231ZM241 110H242V111H241ZM17 111H18V112H17ZM19 111H20V112H19ZM36 111H38V110H36ZM36 111H35V112H36ZM95 111L97 112V113H95L96 116H98V118L96 117L97 120H98L99 118H102V119H100V121H96V119L94 118L95 123L92 122V126H91V125H87V124L91 123L90 120H88V121H90V122L86 121L87 117H89V114L92 115V117H93V116L95 117V115H93V113H92V112H95ZM99 111L102 112V114H100V116L98 115V113H101V112H99ZM198 111H200V112H198ZM243 111H244L245 113H244ZM23 112H25V111H23ZM75 112H76V114H77V117H76ZM78 112H79V113H78ZM88 112H89V113H88ZM105 112H106V111H105ZM147 112H148V113H147ZM194 112H197V113H194ZM242 112H243V113H242ZM18 113H20V114H18ZM25 113H26V112H25ZM25 113H24V114H25ZM58 113H59V114H58ZM68 113H67V114H68ZM156 113H157L158 115H157ZM191 113H193V114H191ZM22 114H23V113H22ZM79 114H80V115H79ZM139 114H140V115H139ZM150 114H151V115H150ZM166 114H167V115H166ZM190 114H191V115H190ZM219 114H218V115H219ZM13 115H16V116H14V117H17V115H18V116L21 115V116L17 117V118H20V120L17 119V118H13V119H12V122H9V120L13 117ZM34 115H35V114H34ZM46 115H48V114H46ZM62 115H63V116H62ZM87 115H88V116H87ZM148 115H149V116H148ZM152 115H153V116H152ZM170 115H171V116H170ZM7 116H9V117L12 116V117L9 118V117H7ZM22 116H23V117H24V116H27V117H24V118H23V120L26 121L27 124H25V122H24V124H23V121L21 120V119H22ZM53 116H52V117H53ZM55 116H56V117H55ZM79 116H80V118H79ZM102 116H104V117H106V118H104V117H102ZM137 116H139V117L137 118ZM151 116L154 117V118H152ZM164 116H165V117H164ZM169 116H170L171 118H170ZM172 116H173V117L176 116L175 119H174V120H178V121H176V123H175V121L173 120ZM187 116H188V119H186ZM189 116H190V117H189ZM196 116H197V115H196ZM29 117H30V118H29ZM70 117H71V118H70ZM149 117L152 118V119L150 120ZM168 117H169V120L171 121V124H172V125L175 124V125H173L172 129H173V128L175 129V127L177 126L176 129H177V128H180V129H178V130H180V131L177 130V132H176V130H174V129H173V130H169V129H168V128H171V126H172V125L170 126V125L168 124V122H169V121H168ZM58 118H59V119H58ZM64 118H65V119L67 118L68 120H69V118H70V120L68 121V120L66 119V121H65ZM103 118H104V119H103ZM135 118H136V119H135ZM155 118H156V119H155ZM178 118H180V119H178ZM220 118H222V120H221ZM7 119H9V120L7 121ZM14 119H15V120H14ZM25 119H26V120H25ZM71 119H73V120H72L73 125H72V122H70ZM82 119H83V120H82ZM88 119H89V118H88ZM165 119H167V120H166L167 122L165 121ZM13 120H14V121H13ZM16 120H17V121H16ZM61 120H62V122H64V123L61 122V124H60L59 121H61ZM75 120H76V121H75ZM158 120H159V121H158ZM179 120H181V121L183 120L182 124H180V125H182L181 127H180V125H178L179 123H181V121H179ZM187 120H189V122H188ZM228 120H229V119H228ZM242 120H243V121H242ZM6 121H7V123H6ZM10 121H11V120H10ZM74 121H75V123H74ZM143 121H144L145 123H144ZM147 121H148V122H147ZM160 121H161V122H160ZM162 121H163V122H162ZM223 121H224V123H222ZM65 122H66L67 125H68L67 122L71 123V124H69L70 127H68V129L72 130V129H73V126H74V127L76 126L75 128H77V129H75V130L73 129L72 131L67 130V129L64 130V129H65V126H66V125H65ZM81 122H82V123H81ZM97 122L101 123V126H99V127L96 126V124L99 125V123H97ZM108 122H109V123H108ZM164 122L167 123V128H165V125H166V124H165L164 126H163V124H161V123H164ZM173 122H174V123H173ZM178 122H179V123H178ZM76 123H77V124H76ZM78 123H79V124H78ZM86 123H87V124H86ZM103 123H104V124H103ZM143 123H144V124H143ZM155 123H156V124L159 123L160 126H159V124L156 125ZM177 123H178V124H177ZM191 123H192V122H191ZM237 123H239V124H237ZM9 124H10V125H9ZM62 124H64L65 126H62ZM85 124H86V125H85ZM93 124H94V126H93ZM102 124H103L104 126H107V128H105ZM118 124H117V125H118ZM154 124H155V125H154ZM192 124H193V123H192ZM206 124L208 125L209 123H206ZM69 125H68V126H69ZM71 125H72V126H71ZM83 125H84L86 128H85ZM153 125H154V126H153ZM161 125H162V127H164V128H161ZM168 125H169V126H168ZM25 126H26V127H25ZM42 126H43V128H42ZM79 126H80V127H79ZM87 126H88V127H87ZM89 126H90V127H89ZM144 126H145V127H144ZM148 126H149V127H148ZM156 126H158V127H156ZM174 126H175V127H174ZM192 126H193V128H194L195 125H192ZM44 127H45V128H44ZM93 127H94V128H93ZM101 127H104L105 129L102 128V129H104V130H102ZM147 127L149 128L148 130L146 129ZM187 127H186V128H187ZM190 127H191V128H190ZM198 127H199V128L201 127V128L199 129V131L203 133V134L201 133L202 136L200 135V132L197 131ZM226 127H227V126H226ZM226 127H225V129H224L225 131H228V128H231V127L229 126V127H227V130H226ZM66 128H67V127H66ZM90 128H92V129H90ZM112 128L114 129L115 132H117V131H118V132H117V133H114L113 131L110 130V129H112ZM137 128H139V129L136 130ZM140 128H142V131H140ZM155 128H154V129H155ZM160 128H161V129H160ZM40 129H41V130H40ZM93 129H94V130H93ZM108 129L110 130V131H108L109 133H108V132H107V133H104V132H106ZM154 129L150 130V131H152V132L149 131V133H150V135H151V137H150V135H149V139H150V140L148 139V140H149V143H148V141H146V138H148V137H147L148 135H147L146 137L143 136V135H146V133H145V134L142 133V136H143V137H142V136L140 137V138H143V139L145 138L144 141H146L147 144H149V145H147V147H145L146 144H144L143 148H144L145 150L151 145V142L153 143V140L156 141L155 139L157 138L158 135L155 134L156 138H155L154 136H152V135H154V133H153V132H154ZM162 129H163V130H164V129H165V130L167 129V130H166L167 133L164 134L163 132H160V130L163 131ZM206 129H207L208 131H207ZM236 129L238 130L237 133H236V131H237ZM91 130H92V131H91ZM165 130H164V132H165ZM168 130H169L170 133H173V132H175V133H173V135H170V133L168 132ZM216 130H218V131H217L218 133H216ZM2 131H3V132H2ZM89 131H91V133H90ZM101 131H102V133H101ZM205 131H207V132H205ZM230 131H229V132H230ZM110 132H111L112 134H111ZM123 132H124V130H123ZM196 132H195V134H197ZM209 132H210V133H209ZM222 132H223V131H221L220 133H222ZM92 133H93V134H92ZM95 133H96V134L98 133L97 135H99V137L96 136ZM118 133H119V134H118ZM133 133H132V134H133ZM137 133H140L139 136H137V135H138ZM149 133H147V134H149ZM152 133H153V134H152ZM215 133H216V134H215ZM232 133H234V134L236 133L235 136H234V134L232 135ZM240 133H241L242 135H241ZM243 133H244V134H243ZM106 134H107V137H108V135H109V136H110V135L112 136V137L110 136V137L112 138V141H111V138H110V142L113 143V144H112V147H114V148H119V147H120V148H123V145H122L123 143H124L125 146H126V144H128V146H126V150H127V151H125V146H124L123 149H121L120 154H118V153H119L118 151L120 150V148L118 149V151H117L116 149L113 150L114 148L112 149V151L109 150V149L112 148V147H110L109 149H106V148H108L109 146H111V145H110L111 143L109 142V138H108V141H107V137H106V139H105V135H106ZM115 134H116V137H117V135H119V136H118L119 138H121V136H122L123 138H125L126 136H127V137L129 136V138H127V139H129V140L126 141V143H125V140L121 138V139L124 141V142H123V141L121 140V141H122V144H121L122 146H121L120 144H118V143L120 142V141H119L120 139H119V138H116V137H115L116 139L114 138ZM185 134H183V136H184ZM195 134H194V135H195ZM207 134H208V135H207ZM237 134H238V135H237ZM120 135H121V136H120ZM169 135H170V136H169ZM194 135L191 134V136H190L191 141H190V142L193 141V137H192V136H194ZM205 135H207L206 139L204 138ZM239 135L242 136L243 138H242V137L240 138ZM95 136H96V137H95ZM134 136H133V137H134ZM171 136H173V137H171ZM183 136H182V137H183ZM186 136H187V135H186ZM203 136H204V137H203ZM219 136H220L221 138H220ZM231 136H234L235 138L233 137V138H234L233 140H238V143H237V141H236V142H234V145H235V146H234L233 144H231L232 146H231V145H227V147H225L224 145H226L227 143L229 144V142L231 141V139H232ZM238 136H239V137H238ZM246 136H247V135H246ZM41 137H42V138H41ZM131 137H132V135H131ZM133 137H132V138H133ZM169 137H170V138H169ZM177 137H178V136H177ZM177 137H175V138H176L175 141H176L177 139H180V140H181V137H180V138H179V137L177 138ZM187 137H188V136H187ZM187 137H184V139L182 138V140H183V141H188V142H189V140H188L189 138H187ZM191 137H192V138H191ZM226 137H228L229 139L227 138V139H228V140H227ZM34 138H36L37 140H38L39 138H41L40 140H38V141H39V144H36L37 146L33 144V143H37V140H36V139L33 140ZM140 138H139V139H140ZM153 138H155V139H153ZM158 138H160V139H158V141H156V143H157L158 145H156V143H154V145H155L154 147L164 145V143L161 144V145H159V143H161V141H159V140H161V137L158 136ZM213 138H214L215 140H213ZM219 138H220V139H219ZM103 139H104V140H103ZM114 139H115V140H114ZM133 139H134V138H133ZM135 139H136V138H135ZM151 139H153V140H151ZM186 139H187V140H186ZM201 139H203V141H204V140H205V141L203 142ZM224 139H226V141H225ZM241 139H242V141H241ZM32 140H33V141H36V142H32ZM105 140H106V141H105ZM113 140L115 141V143L118 142V143H117V144H118V147H115V145H117V144L114 145V141H113ZM141 140H142V139H141ZM162 140H163V139H162ZM211 140H213V142L210 143ZM233 140H232V141H233ZM40 141H42V142H40ZM104 141H105V143H107V144H106L107 147H105V145H104V146H100V145H103ZM144 141H142V143H144ZM206 141H207V142H206ZM224 141H225L226 143H225ZM146 142H145V143H146ZM162 142H163V141H162ZM173 142H174V141H173ZM173 142H171V143L173 144ZM222 142H224V144H222ZM30 143L33 144V145H31ZM108 143H109V146H108ZM142 143H141V144H142ZM204 143H205V144H204ZM212 143L214 144V147H215V146L217 147V145H218V147H222V148H219L220 150H219V149H216L217 151L215 152V149L213 150L214 147H213V144H212ZM231 143H232V142H231ZM236 143L240 145V146L238 145L239 147L242 146V149H243V150L240 149V150H242L241 152H240V150H239V147L236 146V145H237ZM169 144H170V143H167L168 146H169ZM172 144H171V145H172ZM189 144H191V143H189ZM192 144H191V145H192ZM211 144H212V145H211ZM167 145H165L164 147L161 146L163 149H161L160 147H158V149H156V148H157V147H156V148H155L156 150L154 149V147L152 148V147L150 146L151 151L154 150V151L151 152V154L153 153L154 155H156V154L154 153V152H156L157 154H159V153H160V154L162 153L163 155L165 154V155H164L165 157L167 156V154L170 155V152L166 151V149H167V148H166ZM171 145H170V147H171ZM193 145H192V148L195 149V148L193 147ZM210 145H211V146H210ZM219 145H220V146H219ZM132 146H134V147H132ZM152 146H153V145H152ZM198 146L196 147V149L199 148ZM209 146H210V148H209ZM36 147L39 148L40 151L37 150V151H39V152H37V151L35 150V149H37ZM100 147H102V150L99 149ZM103 147L106 149V151H105V149H104L105 153H104V151H103ZM170 147L168 148V150H170ZM211 147H212V148H211ZM216 147H215V148H216ZM135 148H136V149H135ZM143 148L141 147V149H143ZM159 148H160L161 150H159ZM164 148H165V152H164ZM200 148H201V147H200ZM200 148H199V149H200ZM85 149H86V150H85ZM148 149H149V148H148ZM148 149H147V150H148ZM193 149H192V151H193ZM196 149H195V151H194V154H195V153L198 154L197 152L200 151V152H199V156L201 155V157H204V156H202V155H203V154H202V153H203L202 148H201L200 150L198 149L197 151H196ZM210 149H211V150H210ZM231 149H233V152H232ZM34 150H35V151H34ZM123 150H124V151H123ZM149 150H150V149H149ZM158 150H159L160 152H159ZM212 150L215 152L216 155H214V152L212 153ZM229 150H231L230 152H231L232 154H233L234 152H235V154H233V155L230 154V155H229ZM48 151H49V152H48ZM57 151H58V152H57ZM88 151H89V152H88ZM100 151H101V153H102V151H103V154H104L105 156H104L103 154H101V153H97V152H100ZM113 151H114V152L117 151L115 154H116V156H117V154L119 155V156H117V158H118V159L120 158V159H119L120 161H119V160H118V161H119L121 164H122L123 161H125V162H123V164H124L125 166L127 165L126 168H125V170H124V169L121 170V168H123V164H122V165H119L120 163L117 161V158H116V157H115L116 160H115L114 162L118 163L119 167L122 166V167L119 169V171H118V168H119V167H118V165H116L115 163H112V164L110 163L111 165H113V166H112L113 169L111 168V166H109L110 164H108V163L111 162V160L113 159V158L111 157ZM122 151H123L124 154L122 153ZM141 151H142V150H141ZM141 151H140V152H141ZM143 151H144V150H143ZM161 151H162V152H161ZM201 151H202V152H201ZM208 151L210 152V154H209ZM218 151H219V152L221 151V152H220L219 158H216V157H218V156H217ZM236 151H237V152L239 151V152H238V156H237V152H236ZM244 151H243V152H244ZM34 152L40 154V157H39V155H35V156L38 157V158H36L37 161H35L36 159H32L31 154L34 153ZM42 152H44L45 154L42 153ZM50 152H51L52 154H53V153H54V154L52 155ZM61 152H62V154H61ZM91 152H93V153H91ZM108 152H109V153H108ZM136 152H137V153H136ZM167 152H168V153H167ZM36 153H35V154H36ZM90 153H91V154H90ZM110 153H111V156L109 155ZM121 153L124 155V157H123L124 159H123V158L121 159V156H123ZM143 153H144V155H143V157L141 156V158H144V159H143V160L140 159V160H141L140 163H143V164H144V162H146V161H145L146 159L149 161V159L151 160L152 158H157V157H155L154 155H151V154H150L151 156L148 154L151 158H150L149 156H147L146 154L149 153V151H147L146 153H145V151H144ZM166 153H167V154H166ZM47 154H48V155H47ZM55 154H56V155H55ZM58 154H59V155H58ZM68 154H69V155H68ZM113 154H114V153H113ZM115 154H114V156H115ZM160 154H159V155H160ZM162 154H161V156H162ZM208 154H209V155H208ZM222 154H223V155H222ZM33 155H34V154H33ZM107 155H108L111 159L108 158ZM186 155L189 157V158H188V159H189L188 161H190L191 159H192L193 162H194V160L196 161V158H195V157H196L197 155L193 156V153H192V155H191V152L185 154V156H186ZM189 155H190V156H189ZM42 156H43V157H42ZM99 156H100V157H99ZM102 156H104V157H102ZM114 156H113V157H114ZM152 156H153V157H152ZM164 156H162V157H163V160H164V162H165V158H164ZM187 156H186V157H187ZM213 156H214V157H213ZM227 156L229 157L228 159H227ZM231 156H232V157L234 156V157L232 158ZM33 157H34V156H33ZM41 157H42L43 162L45 161L44 163L40 161L41 159H39V158H41ZM55 157H56V158H55ZM75 157H76V158H75ZM88 157H89V158H88ZM126 157H127V156H126ZM145 157H146V158H145ZM162 157H161V159H162ZM167 157H168V156H167ZM167 157H166V160H167ZM186 157H184V158L182 157V160L184 159V163L182 162V160H180V162H181V164H182V163L185 164L184 166H186V165L188 164V165H187L188 170H189V169L192 170L191 168H192L193 166H196L197 163H198L199 161H200V164L203 163L202 160H199V159H201V157H200V158H197V160H199V161H198V162L196 161V162H197L196 165H194V163L192 162L193 165L190 166L189 163H187V162H186L187 164L185 163V161H186V160H185ZM211 157H212V158H211ZM230 157H231V158H230ZM34 158H35V157H34ZM43 158H44V159H43ZM49 158H51L50 161H49ZM57 158H58V159H57ZM66 158H67V159H66ZM69 158H72L71 161L74 159V160L72 161L73 163L76 162V164H75V163L72 164L73 166H74V165L76 166L75 168H77V167H78V168L86 167V168H83V171H81V170H80V171H79V170L76 171V169L73 168V166H72V168L74 169V170H73V169L70 167V163H71V161H70ZM87 158H88V159H87ZM99 158H100V159H101V158H104V159L106 158V159H105L106 161L103 160V159L100 160ZM159 158H160V157H159ZM215 158H216L217 160H216ZM47 159H48V161H47ZM76 159H77V161H76ZM82 159H83V160H82ZM85 159H86V161H87V160L89 161V164H88V161H87V163H85V162H86ZM108 159H109V160H108ZM157 159H158V158H157ZM179 159H181V158H179ZM213 159H215V160H213ZM32 160H33V162H34L35 165H36V163H37L38 160H39V161H40V165H38L39 162H38L37 165L40 166V168H42V167H43L42 165L45 164V165L47 166V168H46L47 170H48V168H49L50 171H52V170H54V171L57 170V171H58V170H59V172H58L59 174H60V172H61V174H62V171H60V168H62L63 172H66L64 169H65V168L68 169L67 166H69V167H70L69 169H72L74 172H77V173H74L72 170H70V171L67 172V173H68L67 176H69L70 174L73 173L72 176L70 175V177H67V179H66V178H64V176H66L65 173H63L62 176L60 175V180H61V178H64L65 180L68 181V179H70V178H72V177H73V178H72V180H73V179L75 178L74 175L79 173L80 176H79V174H78L79 178H78V177H77V178L80 179V180H79L80 182H81L82 180H83V181H82L81 183H80L78 180H77L78 182H77V181H76L75 183L73 182L75 185H73L72 183L70 184L69 181H68V182L66 181V184H65V185L68 186V187L66 188V190L69 188V184H70V186H72L74 189L70 187V190H71V189H73V190L70 191V190L68 189V191H66L65 188H64V190H65V191H64L65 194H64L63 189L60 190V188H61L60 186H62L61 183H65V182H64L63 180L60 181V180L57 179V178H56L57 180L52 181L53 179L50 178V177H53L52 175H55V174H56V177H59V176H57L58 173H56V172H54V171H52V173H50L49 170L46 172V170L44 169V167H45V166H44L42 169L45 170V175H47L48 172H49V174H51L50 177L48 176V175H49V174H48V175H47V178H46V176L44 175V173H42V175H41V173H40V171L43 172L42 169H41V170H40V169H39V170H35L36 167L34 166V164H32V163H33V162H31ZM90 160H93V161L95 162V164H94L92 161H90ZM113 160H114V159H113ZM113 160H112V162H113ZM121 160H122V161H121ZM155 160H156V159H155ZM155 160H154V161H155ZM158 160H160V159H158ZM158 160H156V163H157V164H155V165L150 163L151 166L154 165V166L156 167V165H157V167H158V166L161 167L160 164H158V163H160ZM168 160H169V157H168ZM212 160H213V162H212ZM222 160H223V161H222ZM54 161H55V162H54ZM63 161H65V162H64L65 164L63 163ZM66 161H67V162L70 161L69 164H68ZM100 161H101L102 163H101ZM104 161H105V162H104ZM107 161H108V163H107ZM136 161H137V163H138L139 165L136 164ZM143 161H144V162H143ZM152 161H153V160H152ZM154 161H153V163H154ZM201 161H202V162H201ZM206 161H204V162H205V163H204L205 165L202 164V165L205 166V167H202L200 164H199V165L201 166V169H200V170L198 169L199 167H198V168L196 167V169L199 170V171H201V170L204 168L203 171H202V173L200 174V176H199V173H200L199 171H196V172H195V173L198 172V173H197V174H198V178H199V177L201 178V175L204 174L205 171L208 169V168H207V165H206V164H208V163H206ZM210 161H211L212 163H211ZM30 162H31V164L34 166V167H33L34 170L32 169L31 165L28 164V163H30ZM35 162H36V163H35ZM48 162H49V163H48ZM50 162H51V163L53 162L55 165H54L53 167H50V165H49ZM80 162L85 163V164H84L85 166L82 165L83 163H80ZM149 162H151V161H149ZM162 162H163V161H161V164L163 165L164 162H163V163H162ZM190 162H191V161H190ZM214 162H215V163H214ZM228 162H229V164H228ZM42 163H43V164H42ZM56 163H58V164H56ZM60 163H61V165H60ZM66 163H67L68 165H67ZM77 163H78V164H77ZM92 163H93V164H92ZM100 163H101V164H100ZM104 163H105V164L107 163V164H106L107 166H106ZM125 163H128V164H125ZM129 163H130V165H129ZM147 163H148V162H147ZM167 163H168V162H167ZM169 163H170V162H169ZM169 163H168V166H165L166 164L163 165V167H165V169L162 168L163 170H167V171H165L166 173L164 174V175H166V176H168L167 174H169L170 171H172V165H171L172 163H171L170 165H169ZM178 163H179V161H178L176 164L179 165ZM210 163H211V164H210ZM41 164H42V165H41ZM47 164H48L49 166H48ZM63 164H64L65 166H66V165H67V166L65 167ZM79 164H81L82 166H81V165L79 166ZM87 164H88V165L91 164V165L88 167ZM97 164H98V166H100V169H98V168H99L98 166H97V169H96V165H97ZM103 164H104V165H103ZM135 164L138 165V166L136 167ZM145 164H146V163H145ZM148 164H149V163H148ZM150 164H149V165H150ZM176 164H173V166L176 165ZM181 164H180V165H181ZM56 165H57V166H60V167L58 168ZM92 165H95V166H92ZM102 165H103L104 167H102ZM128 165H129V167H128ZM140 165H141V166H140ZM146 165H147V164H146ZM146 165H145V166H146ZM149 165H147L146 167H148ZM177 165H176V166H177ZM199 165H197V166H199ZM221 165L219 166V169H218L216 166L212 165L213 167H215V168H214L215 170H214V171L212 170V171H213L215 174H216V171H217V170L223 171L222 168L220 169ZM223 165H224L225 167H224ZM51 166H52V165H51ZM55 166H56V168H55ZM63 166H64V168H63ZM114 166H117V169H116ZM125 166H124V167H125ZM134 166L136 167L135 169H134ZM169 166H171V169H170V170L168 169V168H170ZM188 166H190V167H188ZM229 166H230V165H229ZM101 167H102V168L109 167V168H106V169H107L108 171L111 170V171H110L111 173H108L107 171H105L106 169L104 170V169H102ZM146 167H144V165H143V167L140 168V171H141V169L144 168V169H143L144 173L146 172V174H147V172H148L150 175H151L152 171H153V172L155 171V170H153L154 167H153V168L151 167V168H152L151 171H150V167H148V168H146ZM159 167H158V168H154V169H159ZM166 167H167V168H166ZM177 167H178V166H177ZM208 167L210 168L211 166H208ZM38 168H39V167H38ZM50 168H51L52 170H51ZM53 168H55V169H53ZM78 168H77V169H78ZM82 168H81V169H82ZM89 168H90L89 171L86 170V169H89ZM94 168H95L96 170H94ZM110 168H111V169H110ZM131 168H129V170H130V171L128 170L129 172L127 171V173H129V174H128V178H129L130 174L132 173ZM211 168H212V167H211ZM69 169H68V170H69ZM137 169H136V171L139 172ZM145 169H147V170L145 171ZM173 169H175V167H174ZM193 169H194V168H193ZM115 170L117 171L116 173L113 172V171H115ZM204 170H205V171H204ZM210 170H211V169H209V171H206V173L209 172V173H207V175H205L206 173L204 174V176L202 175V179H201L199 182H198V178H196V177H197V176H196L197 174L193 176V179L197 180V182H196L195 180H193V181H195V182L192 181L193 184L190 185V186H192V187L189 186L190 188L188 187V188H187L188 190L185 191L184 194H185V196H186L187 199H188V196H189V197L193 200V199L195 198V195L197 196V195H201L202 193H203V194L207 193V191L205 192L204 189L213 183L212 181H209V185L206 184V182L208 181L207 178H209L210 175L213 174V172H212V174H211V171H210ZM33 171H34L35 173H33ZM37 171H38V172H37ZM98 171H96V172H98ZM143 171H142V172H143ZM160 171H161V172H159V173L162 174V170H161V168H160ZM173 171H174V170H173ZM194 171H195V170H194ZM220 171H219V173H220ZM69 172H70V173H69ZM71 172H72V173H71ZM80 172H81V173H80ZM82 172H83V174H84L85 176L81 179V174H82ZM118 172H119V173L121 172V173L118 174ZM130 172H131V173H130ZM137 172H136V174H137V176H138L139 173H137ZM167 172H168V173H167ZM203 172H204V173H203ZM32 173H33V174H32ZM46 173H47V174H46ZM104 173H106V174H104ZM112 173H113V174H112ZM144 173H141V174H143V175H140V176H139V178L141 177V179H142V182L138 180V182H141V183H140V186L137 185V184H139V183H135L136 185H135L134 183H131V181H132V182L134 181L133 179H134V177L136 176V175H134V177H133V174H131L130 179L126 178L127 181H126L125 183H123V184L126 185V187H127L128 185H129V187H131V186L133 185V186L131 187V188H132V192H133V194H134V192H136L137 195H140L143 191H144V194L148 193L147 191L143 190V189H144V188H143V187H144V183L146 182L147 179H146V180H143V179L148 178V177H146V176H149V174H147V175L145 174V175H144ZM154 173H155V172H154ZM163 173H164V172H163ZM192 173H194V172H192ZM217 173H218V171H217ZM36 174H37V175H36ZM38 174H39V175H38ZM59 174H58V175H59ZM83 174H82V176H83ZM115 174H116V175H115ZM117 174H118L119 176L122 175V177H124V178H121V176H120V177H119V176L117 177ZM134 174H135V173H134ZM152 174H153V173H152ZM157 174H158V173H157ZM170 174H171V173H170ZM28 175H30V176H28ZM34 175H35V176H34ZM164 175H162V179H161L162 181H163V178L165 177ZM32 176L35 177V178H33V179H36V178H37L36 182L33 180L34 183H36V184H33V185H32L33 181H32V178H31ZM36 176H38V177H36ZM39 176H40V177H39ZM42 176H43V177H42ZM76 176H77V175H76ZM169 176H170V175H169ZM195 176H196V177H195ZM205 176H209V177H205ZM212 176H214V174H213ZM1 177H2V176H1ZM48 177H49L50 179H48ZM95 177H96V180H95ZM157 177H161V175L159 176V174H158ZM194 177H195V178H194ZM204 177H205L206 179H204ZM4 178H3V180H4ZM11 178H12V179L14 178L15 181L17 180L16 183H15L16 185H14V186L12 185V183H14V180H13V181H12V180L10 181ZM27 178H31L30 180L32 181V183H31V181H30L29 179L27 180ZM53 178L55 179V177H53ZM92 178H94V179L91 180ZM120 178H121V179H120ZM136 178H137V177H136ZM136 178H135V179H136ZM139 178H137V179H139ZM200 178H199V179H200ZM210 178H211V179H210ZM210 178H209L210 180L213 179L212 177H210ZM0 179H2V178H0ZM21 179H22V180H21ZM38 179H39V181H38ZM131 179H132V180H131ZM137 179L135 180V182H137ZM141 179H140V180H141ZM164 179H167V177L164 178ZM18 180H21V181H18ZM26 180H27V181H26ZM58 180H59V182H60V183H59V184H60V185H59V188H57L58 185H56V183H54L55 185L53 184V182H58ZM119 180H120V181H119ZM130 180H131V181H130ZM161 180L159 179L158 181L162 182ZM247 180H248L247 178H244V180H241V181L239 182V186H238V184H237V185L234 186L235 188L232 187L231 190H228V191L223 192V193H221V194H218V195H216V196H215V195H211L210 193H208L207 195L210 196V198H208V196H206V194H205V197H204V195L202 194L203 196H200V197L197 196V200H196V198L194 199V200H196V201H194V200L192 201L190 198H189V201H191V203H193V204L195 203L194 205H197V204H200V205H201V204H207V206H208V205L211 206V207L208 206V207H210V208H213L212 206L215 205V206H214V207H215V210H216V208H218V210H220V212H219V213H220V217H221V212H222V210H223L222 215H224V214L227 215V216H226L227 218H228L229 216L231 217V215H232V216H234V215L236 216V214H237V217H239V218L242 219V220L244 219V220H243L244 223L251 222V223H249V224H250V225H249V228L251 227L250 229H251V231H252V229H253L252 227H254L255 230L253 229V231H252V232H254V231H256V230L259 229V226H260V225H262L261 227H264V226H263V223H264V222H262V220H261V222H260V220H259L260 218L263 219L264 217L260 216L259 213H258V215H257V214H256L257 212H255V210H252V209H251V212H249V211H250L249 208H244V207L242 206L243 204L246 203V201H247V197L249 196V193H248V192H249V188H248L247 190H246V189H243V188H245V186H243V185H245L246 182H247V186H248V187L250 186V183H251V182H250L249 180H248V181H249V182H248ZM22 181H23L24 184L22 183ZM24 181H25L27 184H28V182L30 181V183H31V184L29 183L30 186H29V185H26V183H25ZM37 181H38V182H37ZM42 181H47V182H49L48 184L46 183L47 185L44 183L45 186H49V185H50V187L53 188V189H54V186H55L58 190L62 191V192H60L61 194L59 193V194H60V195H59V194L57 193L58 191H56V193H55L56 195L53 196V195H54V193H53L54 190H53V191L51 190V192L53 193V195H52L53 198L50 196L51 194L48 193V194H49V196H47L48 199H47V197L44 198V196H45V195H44V196H43V199H45V200H43L42 197H39V195H41V194L39 193V195H37L38 192L35 193L34 188H32V187H34V185L36 186L37 184H40ZM85 181L87 182L86 179H85ZM90 181H88V182H90ZM116 181H118V182H116ZM129 181H130V182H129ZM143 181H144V182H143ZM203 181H204L205 183H204ZM11 182H12V183H11ZM18 182H19L20 184H19ZM50 182H51L53 185L50 184ZM88 182H87V183H88ZM200 182H201V183H200ZM202 182L204 183V185H203ZM210 182H211V184H210ZM244 182H245V184H243ZM3 183H2V184H3ZM68 183H69V184H68ZM77 183H79V184H77ZM83 183L80 185V187H82V186L84 187V188L82 187V188H83L82 191H83V190H86V189L88 188L89 184H91V182L88 183V184L85 183V186H84ZM196 183H197V185L200 183V184L202 185V187H201L200 185L197 186ZM207 183H208V182H207ZM240 183H241V184H240ZM17 184H19V185L17 186ZM22 184L25 185L24 187L26 188V190H25V188L22 186ZM205 184H206L207 186H206ZM0 185H1V182H0ZM5 185H7V183H5ZM31 185H32V187H31ZM87 185H88V186H87ZM130 185H131V186H130ZM134 185H135V187L138 186V187H137V190H138V189H139V190L141 189V190H140V191H141L140 194H138L139 191H135L136 188H135V190H133ZM240 185H241L242 187H241ZM20 186H21L22 188H20V189H19V192H18V189H17V188L20 187ZM26 186H27V187L29 186V187L27 188ZM66 186L63 185V187H66ZM86 186H87V187H86ZM156 186H157L158 188L160 187L159 184H158V185L156 184ZM156 186H155V188H156ZM203 186H204V187H203ZM205 186H206V187H205ZM236 186H237V187H236ZM247 186H246V188H247ZM14 187H15V188H14ZM63 187H62V188H63ZM139 187H140V188H139ZM200 187H201V188H200ZM23 188H24V190H22ZM153 188H154V187H153ZM191 188H192L195 192H196V190H199L198 193H197V192H196L197 194L194 193L195 195L192 194V193H191V190H192ZM195 188H197V189H195ZM237 188H238V189H237ZM30 189L33 190V191H31ZM129 189H130V188H129ZM129 189H128V193H129L130 196H131V195H132V192H131V189H130V190H129ZM156 189H157V188H156ZM189 189H191V190L189 191ZM240 189H242V192L240 191ZM27 190H28V191L30 190L31 192H30V191L27 192ZM55 190H56V189H55ZM151 190L154 191L155 189H151ZM193 190H192V192H193ZM22 191H24L25 194H24V192H22ZM80 191H81V188H80ZM201 191H203V192L200 193ZM236 191H237V192H236ZM238 191H239V194H238ZM244 191H246V192L248 191V192L245 193ZM51 192H50V193H51ZM54 192H55V191H54ZM66 192H71V193H66ZM145 192H146V193H145ZM186 192H188V193H190V194L188 195V193H186ZM231 192H232V193H231ZM240 192H241V193H240ZM243 192L245 193V194H244L245 197H243V195L241 196V194H243ZM261 192H262L261 195L264 194V193H263L264 190H262ZM28 193H29V195H28ZM62 193H63V195H62ZM77 193H79V194L76 195ZM119 193L121 194V199H122V197L125 196V197H128V198H125L126 200L129 199V201L127 200V202H131V201L133 200L135 206H133L134 208L132 207L133 202L130 203V204H131L130 206L132 207V210L138 207L137 209H135L136 212H139V210L142 211V210L144 209V207H143V209H140V208H142V205L144 206V205H146V204L148 203V201H149V200H148L149 197H150V200L152 199V203H153V197L151 196V195H153V193H152L149 197H148V196H147V197L145 196L146 198H145V197H142V196L144 195L143 193H142L143 195H141V196H137V197H136V198H137V200L135 199L136 201H138V198H140V199L142 198V200H144V198L147 199V201L145 202L146 204L144 203V201H142V202L144 203V204H143V203L141 202L140 199H139V201H140L139 203H140V204L137 203L136 201H134L133 198H135L136 194H134L135 196L132 195L131 197L129 196V194H128V196H127V190L125 191V193H124V192H122V193L119 192ZM123 193H124V194H123ZM150 193H151V191L148 193V195H149ZM234 193H236L235 196L238 194V197L236 196V197H237L236 199L234 198V197H235V196L233 195ZM26 194H27V195H26ZM35 194H36V195H35ZM48 194H46V195H48ZM57 194H58V195H57ZM117 194H118V192H117ZM117 194H114L113 196H116ZM125 194H126V195H125ZM184 194L182 195V200H185V199H186L185 196H184ZM191 194H192V196L194 195V197H191ZM229 194H230V195H229ZM247 194H248V195H247ZM64 195H65V196H64ZM75 195H76V196H75ZM82 195H84V194H82ZM108 195H109V196H108V199H107V197H106V200H107L108 202H106V203L109 204L108 206L111 205V206L109 207V208H111V209H109V211L112 210V208H113L114 206L117 208V205H116L115 203H118V201H119V203H118L119 208H121L122 205L125 203L124 201H126V200L123 198V199H124V201H123L124 203L122 202V203H121L122 205H121V207H120V201H122V200L120 199V197L118 198V196H120V195L118 194V196L115 197V200L117 199V201H115V203L112 202V201H114V200H112L114 197L111 196L110 194H108ZM187 195H188V196H187ZM23 196H24V197H23ZM63 196H64V198H66L67 200H66V201H65V200H61V202H60L59 199H62ZM74 196H75L76 198H75ZM85 196H86V198H87V200H86V201H87V204H89V203H88V202H89V201H88L89 199H90V203H91V200H94V198L92 199V197H89V196L87 197L86 194H85ZM85 196H84V197H85ZM213 196H214V198H213ZM222 196H223V199H224L225 201L228 200V202H224V200L222 199ZM224 196H225V197H224ZM226 196H227V197H226ZM230 196H231V197H230ZM262 196H263V195H262ZM55 197H56V198H55ZM81 197H82V196H81ZM111 197H113V198L110 199ZM132 197H133V198H132ZM183 197H184V199H183ZM202 197H203V198H202ZM206 197H207V200L209 199L208 201L205 200V201H207V202L201 200V199H203V200L206 199ZM228 197H229V199L226 200V198H228ZM239 197H240V198H239ZM25 198H26V199H25ZM40 198H41L43 201H42ZM50 198H51V199H50ZM57 198H58V199H57ZM86 198H84V199H86ZM88 198H89V199H88ZM179 198H180V199L177 198V199L179 200V203H178V200H176V199H174V201H173L172 198L164 197L163 199H166V202H163L164 205H161V204H162L161 201H159V202L154 201V203L151 204V205H152L153 208L156 209V210H158V208H159L158 206L161 205V208H159V209H160L159 211H160L161 213H160V212L158 213V211H156V210H154V209H153V210H154L155 212H152V209H151L150 212H148V211L150 210V208H151V207H150V208L148 207V210L145 211V209H144L145 212L142 213V214H144V215H143V216H144L143 218L141 217V216H142L141 214L138 215L141 211H140L138 214H136V212H134V210H133V213H132V210H131V208H130V206H129L128 203H127V205H128L129 207L126 205V203H125L126 206L124 205V207H122V209L124 210V213H123V212H122V213H123L124 215H123L122 213H120L121 215L125 216V217L122 216L123 219L120 218L121 215L119 214V212H117V213L114 212L115 208H113L112 212L110 211V212H111V213H110V216L108 215V216L106 217L107 219H108V217H110L109 219H110V221L112 222L111 226H108V225H110V224L107 225L108 228L105 226V225H106L105 223H106V221H107V219H105V222L103 221V223H102V225L105 226V227H103V226L101 225V228H99V230H98V228H97V230L95 231V233H94V230H93V231L91 232V233H93V234H92L93 236H91L90 234H87V235L85 234L84 239H83L82 237H80V238H82V239L79 240V242H80V241L82 242V240H83V243L85 242V245H84L83 243H80V244L78 245V247H77V245H76V247H74L75 244L77 243V242H76V241L78 240V239H77V240L73 241L72 243H70V244L73 245V246L71 245V246L73 247V249H72V247H70V244H68L69 246L67 245V246H64V247H63V248L69 249L70 252H71V251L73 252V250H74V251H77V252H79V253H81V252L84 253L85 248H86V251H87V247H88V252L85 251V254L82 253V255H81V254H79V255L76 254V255H75V254H74L75 252H74L73 254L71 253V258H73V259H70V256H68V254H70V252L68 253V250H67V254H66V252H65L66 249H65V251H64L63 248H60V249H59V246L57 247L56 244H55V245L53 244V243H55V240L57 239V238H55V236H57L59 233H62V232H60V231H58V230L60 229V227H61L62 225L65 224V223H63V221L66 222V220L61 221L60 219H61L62 216H63V218L66 219V217L69 216V212H67L68 215H66L67 213H63V211H62L63 215H62L61 217L58 215L59 217H57V215H54V214L52 215V213H53L52 211H53V210L48 211L47 209H45V212H44V211H42L43 208H41V211H42V212H40V210H38V208H36L35 206H33V209H34V208L37 209V210H36L37 213L34 214V211H31V212H33V214H30L31 212L29 213V214L31 215V216L29 217V220H27V217H25V219H26V220H24V221L26 222L25 224H23L24 221H23L22 218H20V219H22V220H18L19 217L17 218V220H16L15 222H14V221H11V222H10V219H7L10 223L6 220V218H5V220L2 219V223H3V221H5V222H4L5 224L3 223V225H1V224H2V223H1V224H0V227H1V229H4V227H5V229L8 228V231H7V233H6V230H2V231H1L2 233H0V237H1L2 234H3V237L0 238V242L2 241V242H1L2 244H3V242H4V243L6 242L5 244H8L9 247H8L7 245H5V244L3 245V247H0V251H1V252L3 251V252L0 254V257L3 256V257L0 258V261H2V262H0V264H2V263L4 264V262L7 263V264H10L9 262H12V263H13V261H14V263H15L16 259H17V261H16L17 263H15V264H23V263H25V262H27V264H31V263L34 261V259H36V258H38V261H39V258H40V257H41L40 259L42 260V263H43L44 260H45V263H43V264H46V262H48L47 264H56V262H57L58 260H59V261L62 260L63 257H64V258H67V261H68V260H72V262L70 261L71 264H74V262H75V264H79V263L82 264L83 262H82L81 259H84V260H85V258L88 257V255L91 256V257H88V259H90V260H92L94 256H95V257H94V258H95L94 261H96L97 258H98V259L100 258V255H99V254H101V253H100V252H97V254H96V252H95L96 249H98V250H100V251H101V250L103 251V253L101 254V259H99V260L97 259V262H98V263H100V261H101L100 264H102L103 262H106L105 264H107V261L110 260V262L108 261V262H109L108 264H111V263L114 264V262L117 264V261H116L117 259L114 258L113 253H112V254H111V253H108V251L106 252V250L109 249V251L111 252V251H112L111 249H114L113 246H115L116 244H117L116 246H118V247H119V246L122 247L123 245H125L126 242H128V241L126 240L127 237H126L125 235H126V234H130L131 232H133V230H134V232H135L136 229H137L136 231H138V229H139V231H140V228L137 227L139 223H140V225H139L140 227L144 226V227H142L143 229H141V230H143V233L146 232L148 229H146V230L144 231V228H145V227L148 228V227H147V224H148V223L151 224V222H152V220L150 219V218L152 217V216H150L151 214L153 215V213H154V214H155V213H158L157 215H159V217H160V216H162L163 214L171 213V211H172V212H175V210H178L179 208L182 207V204H183V205H184V204L186 205V204L190 203V202H188V201H183V202H184V203H183V202H181V201H182V200H181V196H180ZM199 198H200V201H199ZM238 198H239V199H238ZM243 198H244V199H243ZM248 198H249V197H248ZM22 199H23V200H22ZM24 199H25V200H24ZM46 199L48 200V203H47V200H46ZM80 199H81V198H80ZM82 199H83V197H82ZM84 199H83V201H84ZM118 199H120V200H118ZM130 199H132V200H130ZM167 199H168V202H169L170 204L167 202ZM233 199H234V201H233L232 204H236L240 199H243V200H241L242 203H241V201H239V202L236 204L237 206L240 205L239 208H238V207H234L232 204L228 205L229 203H231L230 200H233ZM245 199H246V200H245ZM26 200H29V201L26 202ZM40 200L42 201L43 204L38 206L39 203L41 204ZM49 200H50V201H49ZM56 200H58V201H56ZM110 200H111V201H110ZM180 200H181V201H180ZM214 200H216V203H214V202H215ZM220 200H223V201H220ZM236 200H237V202H236ZM72 201H74V200L72 199ZM79 201H80V200H79ZM79 201H78V200H77V201L75 200V202H79ZM83 201H82V202H83ZM86 201L83 202V205L85 204ZM162 201H163V200H162ZM209 201H210V202H209ZM38 202H39V203H38ZM44 202H46V203H44ZM49 202H50V203H49ZM51 202H53V203H51ZM57 202H58V205H57ZM65 202H66V203H65ZM104 202H105V200H104ZM109 202H112V203H113V206H112V203H109ZM155 202H157V203H159V204H156ZM174 202H175V203H174ZM180 202H181L182 204H181ZM186 202H188V203H186ZM204 202H205V203H204ZM212 202H213V203H212ZM217 202H219V203L222 202L223 204H225V207H223L222 204H221L222 206H221L220 204H217ZM234 202H235V203H234ZM37 203H38V204H37ZM106 203H104V204H105L104 207L107 205ZM136 203H137V204H136ZM149 203H151V201H149ZM149 203H148V204H149ZM167 203H168L170 206L167 207V206L165 205V204H167ZM210 203H211V204H210ZM227 203H228V204H227ZM240 203H241L242 205H241ZM25 204L28 205V207H26ZM36 204H37V205H36ZM81 204H82V203L80 202V207H79L80 210H79V208H77V209L79 210V212L81 211L80 214L84 215V213H82V212H84V210L87 211V210H88L87 207H89V206L86 204V207H85V205H84V206H83V205L81 206ZM138 204H139V205H138ZM155 204H156V206L158 205V206H157L158 208H157L156 206H154ZM213 204H214V205H213ZM226 204H227L228 206H230V207H228V209H227V207H226ZM238 204H239V205H238ZM21 205H20V206H21ZM30 205H31V209H30ZM136 205H137V206H136ZM217 205H218V206H217ZM219 205H220V206H219ZM236 205H235V206H236ZM148 206H150V205H148ZM162 206H164L165 208H163ZM216 206H217V207H216ZM232 206H233L234 208H236V212H235V209H233ZM23 207H24V208H23ZM57 207H58V208L61 207L62 210L59 211L60 213H59V212L57 213V211L59 210V209L56 210ZM81 207H82L83 209H82ZM84 207H85V208H84ZM125 207H128V208H125ZM155 207H156V208H155ZM166 207H167V208H166ZM219 207L224 208V209L221 210V208H219ZM22 208H23V209H22ZM25 208H26L27 210H29V211H26V212H25ZM28 208H29V209H28ZM105 208H106V207H105ZM145 208H147V207H145ZM162 208H163V212H162ZM229 208H230L231 211H230L229 213H227V212L225 213V210H226V209L229 210ZM240 208H244V213H245V216H246V217H243V216H244V215H243V214H244V213H243V209H242V212H241V209H240ZM77 209L74 210V212H73V214L76 215V216H77V213H78V212H77ZM81 209H82V210H81ZM122 209H118V208H117V211L122 210ZM126 209H127V210H126ZM167 209H168V210H167ZM169 209H170V212H169ZM173 209H174V211H173ZM213 209H214V208H213ZM232 209H233L234 212H232ZM239 209H240V210H239ZM245 209H249V210L245 211ZM22 210H23L24 212H23ZM46 210H47V211H46ZM107 210H108V208H107ZM123 210H122V211H123ZM165 210L167 211L166 213H165ZM218 210H217V211H218ZM227 210H226V211H227ZM21 211H22L23 213H22ZM252 211H253V214H252ZM39 212H40V213H39ZM49 212H50V213H49ZM75 212H76V213H75ZM120 212H121V211H120ZM125 212H126V214H125ZM147 212H148V213H147ZM151 212H152V213H151ZM41 213H42V215H41ZM45 213H47V214L45 215ZM112 213H113V215H116V214H117V216L113 217L114 219L117 218V217L119 216L118 218H120V219L117 218V221H116V219H115V221H116L117 223H116L115 221H113L114 219L111 220V217H112L111 214H112ZM128 213H129V214H128ZM134 213H135L136 215H138L139 217L137 216V217H138V218H137V217L134 215ZM149 213H150V215H149ZM230 213H232V214L230 215ZM233 213H234V214H233ZM235 213H236V214H235ZM238 213H239V214H238ZM242 213H243V214H242ZM246 213H247V214H246ZM249 213H251V214H249ZM254 213L256 214V216H255ZM37 214H38V215H37ZM43 214H44V215H43ZM71 214H72V213H71ZM73 214H72V215H73ZM78 214H79V213H78ZM130 214H132L131 217H129ZM228 214H229V215H228ZM248 214H249V215H248ZM40 215H41V216H40ZM47 215H48V216H47ZM72 215H71V216H72ZM126 215H127V217H126ZM225 215H224V216H225ZM240 215H242V216L240 217ZM252 215H254V217H253ZM26 216H27V214H26ZM45 216H46V217H45ZM51 216H53V217H51ZM65 216H66V217H65ZM78 216H81V215H78ZM155 216H156V215H155ZM155 216H153V217H155ZM258 216H259V217H258ZM50 217H51V218H50ZM55 217H56L57 219L60 218L59 220L62 222L61 225H60V227H59V229H58V226H59L58 224H59V223L56 225V223L59 222V221L57 220L56 223L53 221V220L56 219ZM134 217L137 218V219H139V218L141 217V220H143V221H144V219H145V217H146V219H145L146 221H144V224H142L143 221H141L140 219H139L140 221H139V220H136V221H135ZM226 217H223L224 219L221 218L222 220H224V222L219 218L220 221H222V222H221L222 225L228 221V219H227ZM242 217H243V218H242ZM248 217H249L250 219H249ZM39 218H40V219H39ZM47 218H48V221H47ZM53 218H55V219H53ZM156 218H157V216L155 217V220H156ZM245 218H247V219H245ZM258 218H259V219H258ZM42 219H43V221H42ZM52 219H53V220H52ZM128 219H129V220H128ZM133 219H134V220H133ZM225 219H226V220H225ZM32 220H33V221H32ZM37 220H39V221L37 222ZM40 220H41L44 224L46 223L45 221H47V224H49V226H48V225L45 226L46 224H45V225H42L43 223H40V222H41ZM49 220H51V221H49ZM120 220H121V221H120ZM126 220H128L127 222H129V221L133 222V223H130V222H129V224L132 225V226H131V225H130V226H131V228H132L133 230H131V229L129 230L130 227L126 225L127 223H125ZM148 220L151 221V222H149ZM245 220H246L247 222H246ZM19 221H20L22 224H20L19 227H18L17 225H18V222H19ZM27 221H28V222H31V221H32V223H30V225L28 224V227H27V223H28ZM110 221H107V223H109ZM118 221H119V223H118ZM147 221H148V223H147ZM153 221H154V220H153ZM220 221H219V222H220ZM225 221H226V222H225ZM255 221H256V223H254V225H253V222H255ZM257 221H258V223H257ZM263 221H264V220H263ZM0 222H1V221H0ZM20 222H19V223H20ZM33 222H34V223L37 222V224H38V223H40V224L38 225V227H36L37 225H36V224L34 225ZM111 222H110V223H111ZM114 222H115L117 225H116ZM135 222H138V224L135 223ZM141 222H142V223H141ZM6 223H7V224H6ZM8 223H9V224H8ZM16 223H17V224H16ZM50 223H51V224H50ZM113 223H114V224H113ZM120 223H121V225H123V227H120ZM221 223H219V224L221 225ZM259 223H260V224H259ZM11 224H13V225H11ZM31 224L33 225L34 228L32 227ZM104 224H105V225H104ZM133 224H135L136 226H134ZM145 224H146V226H145ZM256 224H257V225L259 224V225L257 226ZM7 225H8V227H7ZM14 225H15V226H14ZM21 225L24 226V227H21ZM141 225H142V226H141ZM2 226H3V227H2ZM9 226H10V227H9ZM16 226H17L18 228H16ZM50 226H52V228L49 229ZM64 226H65V225H64ZM112 226H114L116 229H117L118 227L122 228V230H120V228L117 229V232H118V230H120L121 235L118 234V236H116L117 234H116L115 231H114V232L109 231V227L112 228ZM116 226H117V227H116ZM133 226H134V227H133ZM12 227L14 228V230L12 229ZM20 227H21V229L25 228V229H23V230H24L23 232H22V230H20ZM29 227H30V228H29ZM31 227H32V233H33V231H34L35 234H34V233H33V234H30V233H29L28 230H29V229L31 230ZM40 227H41V228L43 227L41 230L44 229L42 232H45V231H46V232H47V235H46L45 233H42L41 231H39ZM44 227H45V228H44ZM53 227H54V230H55V227H57V228H56V229H57L56 232H55L54 230H53V231H54L55 233L58 232V233L55 234L54 236H53V234H54L53 231H51V229H53ZM66 227H67V226H66ZM66 227H64L65 229H64V230L62 229L61 231H64V232H65V231H66ZM114 227H113V228H114ZM135 227H136V229H135ZM9 228H10V229H9ZM28 228H29V229H28ZM62 228H63V227H62ZM104 228H107V229H104ZM16 229L20 230V233H21V234L19 233V231L17 232ZM27 229H28V230H27ZM35 229H36V230H35ZM37 229H38V230H37ZM46 229H48V230H46ZM116 229H114V230H116ZM238 229H239V228H238ZM240 229H241V231H240ZM240 229H239V230H236V232L239 231V232H238V235H237L236 237H238V236L241 235V236H240V238H241V237H242V233H243V228H240ZM250 229H249V230H250ZM9 230H10V231H9ZM25 230H26V231H25ZM49 230L51 231V234H50ZM103 230H104V231L106 230L107 233H109V236H110L111 232L114 233V234H115L114 238H115V237H116V238L118 237L117 239L120 240V241L117 240V242H118L119 244L116 243V240H115V241L113 240L114 238H112V237H113L112 234H111L112 237L110 236V238L106 239V237H108V234L106 233V234H107V235H106L105 232H104ZM110 230H113V229H110ZM13 231H16V233L13 232ZM35 231H36V232H35ZM97 231H98V232H97ZM139 231H138L137 233H139ZM251 231H250V232H251ZM4 232H5L6 234H9V235L14 233L15 235H14V234L11 235V236L7 235V236H9V237H6V235H5ZM9 232H11V233H9ZM30 232H31V231H30ZM37 232H39V233H37ZM40 232H41L42 234H44L43 237L45 238V240H44V238L41 236L42 234H41ZM64 232H63V233H64ZM99 232H100V233H99ZM101 232H102V233H101ZM103 232H104V235H103ZM120 232H119V233H120ZM129 232H130V233H129ZM134 232H133V233H134ZM141 232H142V231H140V234H139V235H141ZM17 233H18L19 235H21L22 237L19 236ZM26 233H28L29 235H27ZM36 233L39 234V235L41 234V235H40V236H39V235H36ZM48 233H49V236H50V235H52V236L49 237V236H48ZM63 233H62V234H63ZM96 233H97V234H96ZM98 233H99V235H100V234H101V235L99 236ZM133 233H132V235H133ZM135 233H136V232H135ZM135 233H134V234H135ZM137 233H136V234H137ZM143 233H142V234H143ZM239 233H241V234H239ZM65 234H67V233H65ZM95 234H96V237L99 236L100 238H101V236L103 235L104 237H103L102 239H104V238H105V239L102 240V241H103V243H105L106 245H103L102 243L100 244L99 241H100L101 239L99 240L98 237L95 238V236H94ZM26 235H27V237H26ZM139 235H138V236H135V235H134L133 237H139ZM12 236H14V237H12ZM17 236H18V237H17ZM24 236H25V237H24ZM29 236H31L30 239H29ZM45 236H48V237H45ZM89 236H91V237L89 238ZM127 236H128V235H127ZM130 236H131V235H130ZM130 236H129V238H127L128 240H130L128 243H130L131 241L134 240V238H132V237H130ZM11 237H12L13 239H12ZM23 237H24V239H23ZM36 237L38 238L37 240H40L41 238H43V239H41V240H44V241H41V240H40L39 242H42V243L40 244L39 242H37V240H35ZM39 237H40V238H39ZM57 237H58V236H57ZM85 237H86V240H87V239H90V241H88V242L86 243V241H84V240H85ZM2 238H3V239H4V238H7V239H4V241H3V240H1ZM14 238H15V241H14ZM21 238H22V239H21ZM25 238H26V240H27L28 242H29V240H31V241H30L29 243H27V241L25 240ZM48 238H50V239L48 240ZM51 238H52V239H55V240L50 241V240H52ZM93 238H95L96 240L93 239ZM111 238H112V241L109 240V239H111ZM28 239H29V240H28ZM237 239H238V238H237ZM7 240H8V241H7ZM11 240H12V242H10ZM17 240H18L19 242H18ZM92 240L94 241V243H93ZM97 240H99V241L97 242ZM105 240H106V241H105ZM108 240H109V241H108ZM124 240H125L126 242H125ZM22 241H23V242H22ZM24 241H25V242H24ZM45 241H46V242H45ZM48 241H49V242H48ZM107 241H108L109 243H108ZM110 241L113 242V243H111ZM32 242H34V243H32ZM47 242H48V244H49L50 242H53V243H50V244H49V246H50L51 248L47 245ZM74 242H76V243H74ZM79 242H78V243H79ZM95 242H96V244L98 243V245H96ZM1 243H0V246L2 245ZM10 243H11V245H13L14 243H15V244L17 243L16 247H17L18 244H19L20 247H17V248L20 249V248L23 247L22 251H20L21 249L18 251L17 248L15 247V244H14V246L10 247ZM30 243L32 244L31 246H30ZM36 243H37V244H36ZM44 243H45L46 245H45ZM56 243H57V240H56ZM78 243H77V244H78ZM88 243H91V245L89 244L90 246H89V245L87 246ZM21 244H23L24 246L22 245V247H21ZM25 244H26L27 247L30 246V247H29L30 250H29V248L26 249L27 247H25ZM42 244H43L45 247L42 246ZM51 244H52V246H51ZM107 244H109V245H108L109 247L107 246ZM114 244H115V245H114ZM34 245H35V246H34ZM36 245H37V246H38V245H41L42 248H43V250H42V248H40L41 250H39V248L37 249V246H36ZM53 245H54V246H53ZM83 245H84V246H83ZM93 245H94V246H93ZM95 245H96V246H95ZM99 245H100V246H99ZM101 245H102V247H101ZM4 246L7 247V248H6L7 250H6V249L4 250ZM41 246H38V247H41ZM46 246H47V247H46ZM55 246H56V249H55ZM103 246H104V247L106 246L108 249L103 248ZM111 246H112V247H111ZM116 246H115V250H116V251L118 250V252H119V251H120V250H119L120 247L117 249ZM31 247H34L35 254L32 252L33 249H32ZM52 247L54 248V251H53L54 253L52 252V254H53V255H54V254L56 255V256L54 257L55 259L53 258V256H51L52 258L47 256V254L49 255L51 249H53ZM67 247H70V248H67ZM80 247H81V248H80ZM89 247H90V248H89ZM92 247H94V248H96V249L93 251ZM97 247H98V248H97ZM110 247H111V249H110ZM2 248H3V249H2ZM9 248H10L11 250H10ZM14 248H15V250L17 251L16 254L14 253V252H15V251H14ZM48 248L50 249V251H49ZM57 248H58V249H57ZM74 248H75L76 250H75ZM78 248H79V249H78ZM101 248H102V249H101ZM8 249H9V250H8ZM47 249H48L49 252L46 251ZM80 249H81V251H78V250H80ZM83 249H84V250H83ZM90 249L92 250V252H91ZM104 249H105V252H104ZM23 250L26 251L25 254H26V253H29V254H28V255H25ZM38 250H39V251H38ZM44 250H45V251H44ZM58 250H59L61 253H60ZM62 250H63V251H62ZM4 251H5V252H4ZM6 251H7V252H6ZM10 251H12L11 253L14 254V255H13L14 258H15V255H17V256L19 255V257H20L21 255H23L22 259H23L25 262H22L23 260H22V261L19 260L21 257H20L19 259L16 258L15 260L12 259L13 261H12V260L9 261V260L12 258V257L10 258V257L8 256V254H9L8 252H10ZM37 251H38L39 253H40V251H43V252H45V253H44L45 255L43 254V252H41V253H40V256H37V255L39 254V253H37ZM102 251H101V252H102ZM18 252H19V253L22 252L23 254H22V253H21V254H18ZM55 252H56L57 254H56ZM77 252H76V253H77ZM90 252L92 253V255L94 254L93 257H92V255H91ZM94 252H95V253H94ZM112 252H114V251H112ZM3 253H4L5 256L3 255ZM6 253H7V254H6ZM11 253H10V254H11ZM31 253L34 255V256H32V257H34V258L31 257V255H32ZM86 253H87V254H86ZM98 253H99V254H98ZM41 254L43 255V257H42ZM52 254L50 253V255H52ZM62 254H63L64 256H63ZM95 254H96V255H95ZM106 254H108L109 257H108V256H105ZM109 254H111V255H109ZM115 254H116L117 257H119V256L117 255L118 253H115ZM35 255H36V257H35ZM50 255H49V256H50ZM65 255H66V257H65ZM74 255H75L77 258H79V257L82 256L81 259H80V258L78 259V260L81 261V262H79L77 259H75L76 257H75ZM83 255H84V256H83ZM6 256H7V257H6ZM10 256H11V255H10ZM24 256H25V257L27 256V257L25 258ZM44 256H46V257H44ZM67 256H68L69 258H68ZM72 256H74V257H72ZM111 256H113V257L111 258ZM116 256H115V257H116ZM58 257H59V258H58ZM83 257H84V258H83ZM102 257H105V258H104L105 260H107V258H108V260L105 261V260H103ZM117 257H116V258H117ZM2 258H3L4 260H7V261L2 260ZM24 258H25V259H24ZM28 258H29V259H28ZM30 258H31V259H30ZM42 258H43V259H42ZM56 258H57V259H56ZM60 258H62V259H60ZM250 258H251V256H249L248 260H250ZM8 259H9V260H8ZM47 259H48V260H51L52 263H51L50 261H48ZM53 259L56 260V261H54ZM74 259L77 260V263H76V261H75ZM88 259L85 260L86 262H85L84 264H87V262H88L87 260H88ZM28 260H29V262H28ZM41 260H40V261H41ZM52 260H53V261H52ZM64 260L66 261V259H64ZM84 260H83V261H84ZM90 260H89V261H90ZM111 260H112L113 262H112ZM18 261H20V263H19ZM38 261L36 260L37 264H41V262L38 263ZM59 261H58V262H59ZM94 261H93V260L90 261L89 264H96L97 262L95 263ZM102 261H103V262H102ZM78 262H79V263H78ZM91 262H92V263H91ZM93 262H94V263H93ZM14 263H13V264H14ZM34 263H35V261H34ZM98 263H97V264H98ZM103 264H104V263H103Z\"/></svg>", "mask_w": 264, "mask_h": 264}]
</instances>
